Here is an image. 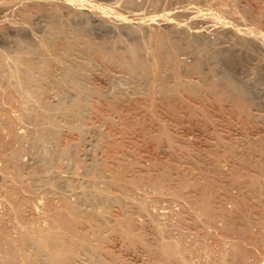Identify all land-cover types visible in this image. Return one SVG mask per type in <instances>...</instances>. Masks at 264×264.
Returning a JSON list of instances; mask_svg holds the SVG:
<instances>
[{
    "label": "rangeland",
    "instance_id": "374dc122",
    "mask_svg": "<svg viewBox=\"0 0 264 264\" xmlns=\"http://www.w3.org/2000/svg\"><path fill=\"white\" fill-rule=\"evenodd\" d=\"M25 1H26V6H25ZM31 1L30 0H24V1L22 0V1L17 2L16 0H14L15 3H12L13 5L12 4L9 5L8 8H5L3 10L4 12H0V28L3 31V33L0 34V36L3 35V38H1L2 36L0 37V48H1L0 50H2V51L6 50V53H10V52H13L14 50L18 49L17 47H19L16 44V42H17L16 39H18L20 33L16 32L17 30L14 29L16 27L13 28V26H15V25H12V24L10 25L9 23H7L8 20H10V21L12 20L11 22H14V18H13L14 16L16 18L19 16L18 17V19H19L20 16H22L26 13L27 15L26 14L25 15L27 16V18L30 19V24L31 25L34 24V25H32L33 28H31V30H33L32 32L36 33V35L32 34V32L31 33L23 32L21 34L23 39L29 40L31 38H34L35 36L41 35V33L44 32V30H45L44 27H45V25L47 23V19H48V13H51L52 10L53 11L56 10L55 6H52L53 3H51L52 1L53 2H55V1L54 0H50V1L49 0H31ZM45 1H47V2H45ZM81 1H83V2H81ZM0 2H1V0H0ZM19 2L21 5L19 4ZM69 2L71 4L73 2L74 5L76 3V5H78L79 7H87V8L91 7L95 11L98 10L97 12L101 11L102 14H104V13H105L104 15L107 14L106 17L104 15L103 16L106 19L109 18L108 20L112 19L111 20L112 22H116L119 24H123V23L129 24V22H131L130 24L139 23L140 27H139L138 32L141 34H139L138 32H127L124 29H122L121 27L119 28V26H117V25H116L117 27L112 26L113 28H111L110 26L112 24L110 26L108 24L104 25L101 21L99 22V21L92 19V17L85 16V18L83 19V16L80 17V15L71 14L70 20L73 19L71 21L73 24L75 23L74 25H77V27L79 25L82 28L85 26L84 29H82L81 31L84 30L82 33L93 43V47H94V48L93 47L90 48V51H89L90 53L88 52L86 54H83V56L86 59L85 58H82V59H85V62H82V59H81V62L84 65L82 70L85 69L84 71H82L83 73H81V75H83L84 72H87V73H85L86 75L84 74L85 76L84 75H83V77L79 76V78L81 80L83 78V81H79L80 79L78 77H74L72 82L78 81L80 86H82V85L84 86V88L81 87V89L83 88L82 89L83 91L87 90V92L89 91L90 93L88 92L85 95H80V93H78L77 90L75 89L77 85L73 86L74 84L71 81H70L71 84L69 83V81H67L65 83L66 86L68 87V89L65 86V88L67 90L64 88L63 91L60 93L59 91L56 90V87L51 86V85H55L51 82L53 79L49 78V77L45 78L46 79L45 81H47V84H46V82H43V83H45L44 84L45 88L48 86L49 87L51 86V90L50 89L48 90L47 88L46 89L48 92H51V94H52L51 95L49 93V97H48L49 98L48 103H50V104L52 103L51 104V106L53 105L52 107L55 108V106L57 104V106L59 105L58 106L59 109L62 111L65 109L64 107H66V105H67L66 109H68V108H70V106H68V105H71V104L73 105L74 103H76L75 105H73V107L71 105L72 108L69 109L71 112L73 111L72 112L73 116H72V114H70V112H69L70 115L69 114L67 115L70 119L66 116V111H62V113L59 114V112H61V111H59L58 107L55 108V109H58V111H59L58 114L60 116V117L57 116L58 115L57 113H56L57 115L54 114L57 116V117L55 116L56 117L55 118L56 133L57 134L59 133V134L56 135V137H57L56 139L47 141L48 143L43 142L42 144L36 145V146L31 144V142H30L31 137H28V136H32L33 128L35 129L36 126H32L31 124L27 123L26 121L25 122L27 124L23 123L24 121L21 120L22 119V115H21L22 111L18 105V103H19L18 98L16 97L15 91L11 89L13 86L11 87L4 80H0V82H1L0 87L2 88L0 90V100H1L0 101V140L2 139L0 141V156H2V157H0V159H1L0 160V170L3 171V172H0V174L2 176H5L3 173H4V171L6 173L7 170H8V172H7L8 174L11 173L10 175H12V173L14 172V167L6 159L7 156H5L6 153L4 151L7 150L12 145L11 143L13 142L12 141L13 138H11L10 133L15 130V132L17 131L16 133L19 135V137L20 138L22 137L21 144H22V146H23V144L25 145V146H23L24 150H25L24 152H27L26 154L24 152L21 154V158L23 160V157H24L23 162H25V163H24V166L22 165L23 167L21 166L23 169L21 168L22 171H20L21 172L20 174L24 175V177L26 176V178L28 180H30V178H31V180H33L32 179L33 176H31V175L35 174L36 176L34 178H36V179H34L33 182H35L37 179L40 180V181L37 180L38 182L36 181L37 184L33 183L39 189L34 190V188L36 189V187L33 185L34 187L32 186L30 188L31 190L30 189L28 190V189L22 188L21 184L18 185L19 181H16L17 177L14 175H12V177H11V180H13L12 183H11V180H9L7 177H6L7 178L6 180L4 178H0V193H1L0 194V212H1L0 213V221H1L0 227L1 228L4 227L3 229L0 228V233L4 234V232H5L4 230H6L5 234H7L8 229H10V231L12 229H14L15 231L12 230L10 232V234L12 236L9 234L7 237L10 236V238L12 237V239H13L17 236L15 239H13V242H11L12 241L11 239H10L11 240L10 241L9 238H6V240L10 241V242L9 241L7 242V245L10 246L9 243H11V244L16 243L17 239L19 238L17 234H20L19 230L23 229V231H24L25 230L24 226L27 223L30 222V223L34 224V222H35L36 224L43 226L46 224L45 222H47V221L49 222L47 216H45V214H46V211H44L45 206L47 205L46 208L51 209L54 205L55 206L58 205L57 207L59 208L60 206H63L61 204L62 199L63 198L66 199V197H67L69 202L76 205L78 209L82 208L80 210H84V211L86 209L89 210L88 212H87V210L85 212L82 211L83 212L82 214L87 212V214H86L87 220H85V221L81 220L84 222H80L79 220H77L78 223L75 222L76 224L74 223L75 225L73 224L71 226H74V227L76 226V228H78L80 226L78 228V232H80L81 234H84L85 238L87 237L86 239H88V238L91 239V240L88 239L90 242L92 241L91 243H89L90 245L94 244L97 247V244H98V248L95 250L96 253H95V251H94V253H91L93 250L91 251L90 249H87V251H86V249H83V248L81 249L80 247H79L80 249H78V247L76 248V245H72V243H74L71 241L72 239L70 238V236L72 234L70 233L71 234L70 235L68 233V231L71 229V227H70L68 229V231L66 233H64L65 236H66V234L67 235L69 234L70 236L69 235L68 236L70 239L67 238L68 236L65 237L64 235L63 236L65 238H63V239L64 240L65 239L70 240L71 243L67 242V241H65V242L69 243L68 246L71 247V249H72V247H74V253H76L78 251L76 254H78V253L79 254L76 257L74 254H72V255H74V257L73 256L70 257L71 256L70 253L67 254L68 255L67 257L69 259L66 257L67 258L66 261H67V263L69 262L68 264H71V263L72 264H74V263L80 264V260H81V263L87 262V256H86V254H83L85 251H86L85 253H88V255L90 253L91 257H94L92 254H94V255L98 254L99 256L98 255H96V256L98 258L99 257H101V258L100 259L97 258V259L99 262H100V260H103V261H101L102 264H104L105 262H106L105 264H109V263L110 264L111 263L112 264L113 263L118 264L120 262L123 264H126V263L127 264H132V263L138 264L140 261H141L140 264H147L148 262H149L148 264H207V263L215 264V262L212 259H210L212 257L216 261V264H218V263L223 264L221 262H224L225 264H235L236 261H237L236 264H247L248 262H249L248 264H252V263L255 264L256 262H257V264H264V262H261L262 261L261 258H263L262 256H264L263 255V253H264V247H263L264 246L263 245L264 244V217H263L264 207L262 206L264 204L263 203L264 202L263 201L264 200V196H263L264 195V182H263L264 181L263 180L264 179V177H263L264 176V173H263L264 172V165H263L264 164V161H263L264 160V132H263L264 131V124H263L264 120H263V118L258 117L256 119V116H252V115L256 114L254 112H258V110H260V112L264 113V81L259 83L258 84L259 86L257 85L255 87L254 90H255L256 94H255V92H253L254 102L257 103V105L255 104L256 106L254 107V105L250 104L251 103L250 102L249 104L252 105L253 107H249L248 110H247L246 106L249 104L245 105L246 103H243L245 105L244 106L243 104L240 103V105H239L238 102L236 103V99L234 101L233 97L231 99L230 94H228L230 92V91L228 92V89L230 90V88L232 87V84L234 85V81L239 82L242 80L243 82L245 81L249 84H252L254 77L257 74L264 73V51H263L264 50V0H133L130 3L126 0H122V1L121 0H90V1L89 0H76V2L74 0L72 2L71 1H69ZM151 2H153V3H151ZM39 3H41V4H39ZM49 3H51V4L49 5ZM10 7H11V9H10ZM40 8H41V11H40ZM14 9L17 12H15ZM36 9L38 10L37 12H36ZM114 10H115V12H114ZM209 10L213 13H211ZM165 12L170 14L169 15L170 17H168V19L170 18L168 21L169 23H167L168 25H166V23H164L165 21L161 19L163 17V15L165 14ZM37 13L40 15L39 16L33 15V14H37ZM156 14H158V15H156ZM2 15H5V17H3ZM29 15H30V17H28ZM76 16H79V18L81 20H79V18L77 19ZM111 16L114 18V20ZM237 16L239 19L237 18ZM9 17L10 18L12 17L13 19H10ZM44 17H45V19H44ZM142 17H145V18L141 19ZM146 17H148V19H149V17H150V19L152 18L151 21L150 22H149V20L147 21ZM1 18H3V19L1 20ZM16 18H15V20L17 21ZM31 18H32V20H31ZM88 18H89V20H88ZM115 18H117V19H115ZM121 18L124 19V22H121V21H123V19H121ZM204 18H206V19H204ZM74 20H76V22ZM202 20H204V21L206 20L207 22L205 23ZM211 20L214 22H211ZM220 20L221 21L223 20V21L221 22ZM208 21H210L211 24L214 23V25H211L212 27L215 26L214 29L212 27H210V24H208L210 22H208ZM151 22H153V23H151ZM177 22L180 24H178ZM215 22H216V24H215ZM219 22H221V23H219ZM242 22L244 24H242ZM15 23L16 22H14V24ZM35 23H37V24H35ZM239 23H241V24H239ZM236 24H237V26H236ZM31 25H29V26H31ZM150 25H151L152 29H151V27L149 28ZM174 25L176 27H174ZM37 26L39 27V29ZM205 26H207V27H205ZM238 26H240V29L244 28L246 26L245 28H247V29L250 28L249 30H251V31L250 32L246 31L247 29H244V32H243V30L239 31L240 29ZM3 27H5V28H3ZM40 27L42 30L40 29ZM237 28H238V30H236ZM5 29H7V30H5ZM155 29L158 30V32L163 31L165 29L169 30L171 38L174 39L178 44H180L185 39L184 35L186 33H192V35L194 37L196 34V37H195L196 41L194 43L193 50L187 51L183 47L179 48L178 58H179V61L181 62V64L179 65L178 72H175L176 74L171 73V70L173 69L172 64H170L168 62H163L162 65H160V67H162V68L164 67V69L159 67V69H160L159 71H161V69H162V71H161L162 76L159 75L160 76L159 78L156 79L155 77H152L148 81V80L142 79L141 76L137 75L136 79L133 80V82H132V80L128 79L129 76H128V74H126L127 72H125L124 69H123L124 70L123 71L122 68L119 65H117L116 63L113 62V64H115V65H113L110 62L111 60H108V59L104 60V57H102V56L100 57V55L97 54V48H98L99 44H103V45L105 44V46H107V45L113 46L115 44L118 45L119 44L118 42H120L119 39L125 40L122 44L131 43V42H141V41H143L144 38H145L144 41L146 42L149 40V38L147 36H149L150 32H152V30H155ZM196 29L198 30V32L199 31L200 32L197 33ZM218 31L219 32L222 31V32L219 33ZM233 31L235 33H233ZM261 31L263 33H261ZM4 32L6 33L5 36H4ZM193 32L194 33L196 32V33L193 34ZM237 32L239 33V35ZM0 33H1V30H0ZM24 33H25V36H24ZM248 33H249V35H248ZM256 34H257V37H256ZM262 34H263V36H262ZM32 35H35V36H32ZM119 35L121 36V38L119 37ZM189 35H191V34H189ZM9 36L11 37V39ZM240 36H241V38H240ZM252 36H254L256 39L255 43H254L255 39L253 40L254 37L252 38ZM244 37H245V39L246 38L249 39V40H246L247 42H249L251 39V41L249 42V43H251V45H249V43H247L245 40H243ZM5 38H6V40H5ZM147 38H148V40H147ZM117 40H118V42H117ZM237 40H238V42H237ZM145 42L142 43L144 46V49H145V50L143 49V51H144L143 52V55H144L143 58L146 57V59L149 58V60H150L149 56H151V50L153 49V47H152L153 45H152L151 39H150V41H148L147 46H146ZM242 42H244L247 45H245ZM7 44L9 46H6ZM11 44H12V46H11ZM57 44H60L59 45L60 47H62L64 45L61 42H59ZM61 44H62V46H61ZM120 44H121V42H120ZM120 44H119V46H120ZM262 44H263V46H262ZM228 45H229V49L231 51L230 52V54H231L230 58H232L230 60L229 59H223V58H217L215 56L213 57L208 52L213 47L216 48L218 46V48H219V46H220L221 48H223V47L227 48ZM232 45H234V46H232ZM1 46H3V48ZM230 46L233 48H230ZM150 47H152V49ZM4 48H5V50H4ZM91 49L92 50L96 49L95 50L96 52L92 51ZM232 51H233V53H232ZM235 53H237V55ZM233 58H235V59L233 60ZM87 59H88V62L86 61ZM50 63L51 62L47 63L44 66V68L47 66L46 67L47 69H49V68L54 69L53 64H50ZM85 63H87L86 65L89 66L88 68H85V66H86ZM48 65H50L51 67ZM57 69H59V68H57ZM86 69H89L90 71L89 70L86 71ZM166 69L168 71H165ZM248 69H249V71H248ZM59 71L60 70H58V72H57V70H54L53 77L54 76L56 78L59 77L56 75V73L58 75H60ZM255 71H260V72L256 73ZM122 72H123V74H122ZM119 74H121V75H119ZM122 75H124V76H122ZM205 76H207V77H205ZM84 77L87 78L86 81H85ZM179 78H181L182 80ZM192 78L196 81L191 80V82H193V83L190 82V84H189V81L187 79L190 80ZM184 79H186L185 83L187 81L188 82L187 84H189L188 86L185 85L186 87L184 86L185 83L183 85H180V83H182L180 81H183ZM176 80L180 83L177 84ZM136 81H138V82H136ZM227 81H229V82H227ZM87 82H89L90 84ZM130 83H132L133 85H136V86H133ZM163 83H166L168 85L167 89L165 87H164L165 89H162V87H160V85H163ZM212 83H214V84H212ZM84 84L85 85L88 84V86L91 87V90L93 88L92 92L90 91V88L88 87L89 89H87V87ZM44 85H43V87H44ZM91 85H93L94 87ZM229 85H231V86H229ZM71 86L73 88L72 91H70V89H72ZM4 87H6V88H4ZM257 88H258V91H256ZM220 89H224L225 92L220 90ZM99 91H100V93H99ZM52 92H55V93H52ZM56 92L57 93L59 92V93L57 94ZM73 92L76 94V96L74 95ZM80 92H82V91L80 90ZM222 92H224V93H222ZM4 93H6V94H4ZM96 93L99 95L96 96ZM104 93H105V95H104ZM59 94L62 97H64L63 102L65 101L66 103L65 102L63 103L61 101L62 98H60L61 96ZM78 94L82 98L79 97ZM224 94H226V95H224ZM6 95H8V96H6ZM57 95H59V97ZM52 96H54V97H52ZM83 96H84V98H83ZM7 98L10 100H8ZM2 99H3V101H2ZM70 99H72L73 101ZM12 100L13 101L15 100L14 101L15 104L13 103ZM232 100L235 104L233 102L232 103L230 102ZM69 102H70V104H69ZM54 104H55V106H54ZM61 104L64 105V107ZM260 104L262 106H260ZM237 105H239V107H241L240 110L244 109L243 111H241V113H239L240 110H239ZM241 105H243L244 108H242ZM1 107H2V109H1ZM245 108L247 111L245 110ZM37 109H36V111L39 110V109L38 110ZM249 109H251V111H249ZM18 110H19V113H17ZM68 111H67V113H68ZM114 111H115V113H114ZM252 111L254 114L252 113ZM242 112L245 115H243ZM248 112H251L252 114L248 113ZM15 114H17L18 116ZM248 114H250V116H248ZM19 117H20V121H19ZM62 117H64V118H62ZM10 119L12 121L9 122ZM21 121H23V122L21 123ZM59 121L61 122V124L59 123ZM6 123H7V125H6ZM16 123H17V126H16ZM31 126H32V128H31ZM57 126H59V127L57 128ZM14 127L16 129H14ZM18 127L22 130H20ZM26 127H28V129ZM78 128H80V129H78ZM29 129H31V130H29ZM226 130H228L229 132ZM260 130H261V132H260ZM200 132H202V134ZM215 134L217 135V137L215 136ZM24 135H26V136H24ZM4 136H5V138H4ZM219 137L220 138L222 137V138L220 139ZM6 139H7V142H5ZM57 139H59L60 141ZM218 139H219V141H218ZM228 139L230 142L228 141ZM56 140L58 143L57 145H56ZM64 140H66V142ZM72 140H73V142H72ZM208 141H210V143H207ZM53 142L55 143V145H53L54 144ZM184 142L186 143V145H185L186 147L184 146V144H185ZM255 142H257V143H255ZM182 143H184V144H182ZM219 143H221V144H219ZM65 144L67 146L68 145L69 146L67 147ZM187 144H188V147H187ZM259 144H260V146H259ZM58 145H60V146H58ZM218 147H220V148H218ZM229 147H230V149H232V147H233L235 150L233 149V151H232L229 149ZM43 148H44V150H43ZM69 148H71V149H69ZM48 149H50V150H48ZM206 149H208V150H206ZM62 150H64V151H62ZM163 150H164V152H163ZM223 150H225V151H223ZM248 150H249V152H248ZM53 151L56 152V154L53 153ZM59 151L63 152V153H60ZM242 151H244V152H242ZM1 152H2V154H1ZM42 154H44L45 156ZM231 154L234 157H232ZM238 154L240 156H238ZM91 155H93V156H91ZM3 156H5V159ZM41 156H42V158H41ZM46 156L49 158V160ZM64 156H66V157H64ZM247 156H248V158H246ZM256 156H258V157H256ZM30 157H32V159ZM179 158H181L182 161ZM262 158H263V160H262ZM2 159L4 161H2ZM117 159H119V160H117ZM5 160H7V161H5ZM248 160H250V161L248 162ZM254 160H255V162H254ZM260 160L262 163L260 162ZM110 161H112V162H110ZM251 161L253 163H251ZM48 162H49V164H48ZM63 162H65V163H63ZM84 162H85V164H87L88 162L90 163V164L86 165V167H88L89 170L86 169L85 164H83ZM114 162H116V163H114ZM156 162H157V164H156ZM257 162L258 163L260 162L262 166L260 164H257ZM140 163L145 164L144 167ZM175 163L177 165H175ZM246 163L248 165H250V167L246 166L247 165ZM164 164H165V166H164ZM171 164H172V167H171ZM240 164H242V165H240ZM9 165H11V166H9ZM89 165L90 166L95 165L96 168L95 167L94 168L97 172L93 171L94 170L93 167H90ZM138 165L141 167L139 168ZM159 165H161V166H159ZM167 165H168V167H167ZM232 165H234V166H232ZM251 165L254 167L253 169H252ZM83 166L85 168H82ZM103 166H105L107 169H105V167H103ZM180 166H182L183 169H181ZM185 166H186V168H185ZM257 166L258 167L260 166L259 167L260 170L263 168L261 170V172H259L260 170ZM7 167H8V169H7ZM30 167L32 169H30ZM50 167H52V168H50ZM108 167H109L110 171L108 170ZM158 167H163L165 172L168 171V172H166V174L168 173L167 175H169V176H167V175H166L167 177L165 176V172L164 173L162 172L163 169L161 171L162 172V174H161V172L159 171L161 168L159 169ZM11 168H12V170H11ZM27 168H29V169H27ZM151 168H153V169H151ZM169 168H171V169H169ZM24 169L28 172H26ZM37 169H38V171H37ZM85 169L88 171H86ZM172 169H173V171H171ZM175 169H177V170H175ZM235 169H236V172H235ZM101 170L102 171L105 170V171L102 172ZM183 171H185V172H183ZM205 171H207V172H205ZM82 172H84V173H82ZM89 172H91V173H89ZM154 172L155 173L160 172V174L157 173L155 175ZM234 172H235V174H234ZM253 172L254 173L257 172L256 174L258 175L259 178ZM183 173H185L186 176ZM250 173H251V175H250ZM49 174H50V176L51 175L52 176L48 177ZM80 174H83V175H80ZM106 174H108V175H106ZM174 174H176V176ZM224 174H227V177ZM261 174H263V176ZM172 175H174V176H172ZM177 175H178V177H177ZM252 175L257 180H255V178ZM80 176H82V177H80ZM155 176H156V178H155ZM163 176H164V179L161 178ZM211 176H212V179L210 178ZM236 176L239 179L242 178V180L241 179L239 180ZM246 176L248 177L249 180L246 179L247 178ZM37 177H39V178H37ZM152 177L154 180L152 179ZM233 177H236V178L233 179ZM260 177H261V179H260ZM56 178H58L59 181ZM137 178L140 182L136 181ZM173 178L176 180H174ZM182 178L185 179V181ZM52 179L56 180L57 182L55 181V183H54ZM87 179H88V181H87ZM108 179H110V180L108 181ZM142 179H145V180H142ZM155 179H156V181L157 180L158 181L156 182ZM178 179L183 180V182H185V183L179 182ZM186 179L189 180L188 185H186L187 184ZM4 180H5V182H4ZM51 180H52V182H51ZM111 180H113V181H111ZM162 180H164V181H162ZM237 180H238V182H237ZM6 181H7V183H6ZM141 181H143V182L141 183ZM153 181H155V184L156 183L157 184L155 185ZM159 181L163 182L162 183L163 186L159 185V183H161ZM165 181H167V183ZM168 181H170V182H168ZM171 181L172 182L174 181V182L171 183ZM176 181H178V182H176ZM190 181H192V182H190ZM8 182H10V185ZM39 182L41 184L38 186ZM147 182H148V184H147ZM228 182H229V184H227ZM45 183H46V185H45ZM96 183H98L99 185ZM169 183L172 185H170ZM180 183H182V184L180 185ZM57 184H59L58 185L59 187L57 186ZM64 184L66 186H63ZM189 185H191V186H189ZM193 185H195L197 187H195V186L193 187ZM201 185H202V187H201ZM217 185H218V187H217ZM246 185L249 187H247ZM3 186L6 188H4ZM45 186L46 187L48 186L49 188L48 187L45 188ZM185 186H186V188H185ZM208 186L214 187V188L211 190V188H209ZM233 186H235L236 188ZM242 186H243V188H242ZM43 187L45 189H49V190L51 188V191L47 190V192H46V190H43L44 189ZM100 187H102L103 190ZM191 187H193V188H191ZM204 187H206L207 190H205ZM21 188H22V190H21ZM197 188H200V189H197ZM257 188H259V189H257ZM9 189H10V192H9ZM85 189H86V192L89 191L90 194H92L91 192H94L93 193L94 195L93 194L92 195L95 197L98 195L100 200L98 199V201L92 203L91 205L89 203L90 201H88L89 199H84V200L88 201L86 203L82 202L83 201L82 194L84 193ZM240 189H242V191H240ZM11 190L14 192H12ZM40 190H42L41 194H40ZM122 190H123V192H122ZM169 190L170 191L172 190L171 193L169 192ZM208 190L210 191L211 194L209 193ZM219 190H220V192H219ZM254 190H256V191H254ZM34 191L36 193H34ZM55 191L58 194H55L56 193ZM71 191H74V194H72ZM76 191H77V193H76ZM195 191H197V192H195ZM204 191L208 192V193L206 192L207 196H206ZM18 192H20V193H18ZM78 192H80V196H79ZM81 192H83V193H81ZM86 192H85V195H89V192L87 194H86ZM144 192H146V194ZM190 192L193 194H190ZM227 192H230V193L226 194ZM249 192H250V195H249ZM37 193H38V195H37ZM75 193L78 195V198H77V195ZM202 193L205 194L204 197H206L207 199L202 198L203 195L200 196V194H202ZM247 193H248V195H246ZM18 194H21L22 196L18 195ZM44 194H45V196H44ZM59 194H61V196ZM113 194H115L114 196H117L118 198L120 197L118 199V201L116 200L117 198H115L113 200L109 199L110 201L108 200L107 202L108 203L110 202V203L108 204L106 202L105 205H104V202H105L104 200L101 202V198H103L104 195L113 196ZM184 194H186V195H184ZM172 195L173 196L175 195L174 196L175 198ZM179 195H181V196H179ZM187 195H188V197H187ZM212 195H215V196H212ZM27 196L29 199L27 198ZM41 196H43L44 198H42ZM69 196H71V197H69ZM126 196H128V197H126ZM210 196H212L211 200L209 199V198H211ZM218 196H219V198L220 197L221 198L219 199ZM222 196H223V198H222ZM15 197H17V198H15ZM34 197H36V198H34ZM242 197L244 200L242 199ZM4 198L5 199L7 198V199L5 200ZM24 198L26 200L27 199L28 200L26 201ZM79 198H81V199H79ZM14 199H16V201ZM65 199H63V202H62L63 204L65 203L64 202ZM121 199H122V202H121ZM127 199H128V201H127ZM134 199H135V201H134ZM203 199H204V202H203ZM205 199H206L207 203L205 202ZM255 199L256 200L258 199V200L256 201ZM77 200H79L82 204L79 201L77 202ZM207 200H209V202ZM158 201H160V202H158ZM170 201H172L173 203H171ZM210 201H212V202H210ZM213 201H214V203H213ZM52 202H53V204H52ZM240 202H241V204H240ZM4 203H5V205H4ZM20 203H22V204H20ZM59 203H60V205H59ZM149 203H150V205H149ZM168 203L171 204V206H169ZM201 203H203V205ZM209 203L212 206L208 208ZM235 203L237 204L236 206H235ZM49 204L51 207H48ZM151 204H152V206H151ZM191 204H193V205H191ZM246 204H248V205H246ZM78 205L80 208L78 207ZM120 205H121V207H120ZM254 205L255 206L257 205L256 208H254L255 207ZM22 206H24L26 208L23 209ZM32 206H33V209H32ZM38 206H40V208ZM55 206L52 209H56L57 207L55 208ZM90 206L91 207L95 206V207L91 208ZM204 206H206L208 208V211H210L209 209H211L212 212L210 211V213H209L208 211H205V210H207V208H205ZM216 206H218L219 208H217ZM221 206H223V207H221ZM250 206L251 207L253 206V207L251 208ZM11 207H13V209ZM159 207H161L162 209L164 208L163 209L164 211L161 208L159 209ZM183 207L185 209H183ZM195 207H197V208H195ZM198 207H200V208H198ZM225 207H227V209ZM247 207H249V208H247ZM123 208L125 211L123 210ZM171 208H172V210H171ZM262 208H263V210H262ZM9 209H11V210H9ZM35 209H36V211H35ZM132 209L134 210V212L132 211ZM200 209L201 210L203 209L205 212L203 210L201 212ZM216 209L218 212L216 211ZM219 209L221 210L220 212H219ZM166 210H168L169 212L167 213ZM193 210H194V212H192ZM227 210H229V211H227ZM37 211L38 212L40 211L39 212L40 215ZM121 211H122V213H121ZM187 211H188V213H187ZM243 211L247 212V213L244 214ZM259 211H261V212H259ZM19 212H20V214H19ZM32 212H33V214H32ZM189 212H190V214H189ZM206 212H207L208 216H207ZM214 212H216V213H214ZM234 212L237 213L238 216ZM239 212H241V213H239ZM92 213H94V214H92ZM105 213H106V216H105ZM133 213H135V214H133ZM16 214H18L17 216H19L20 219L23 218L24 221L26 222V223H24L23 228L20 225H18V223L15 221ZM34 214L36 217L34 216ZM107 214L108 215L111 214L112 219H110L111 217L107 216ZM113 214H114V216H113ZM125 214L129 215V216H130V214L133 215L132 216L133 218L129 217L133 221L130 220V223H128L129 220L127 221V219H129V218L127 216H125ZM183 214H185V215H183ZM197 214L199 216H196ZM200 214H201V217H200ZM209 214H211V215H209ZM101 215H103V217L105 216V219H102ZM165 215L167 217H165ZM169 215H170V217L172 216V220L170 219ZM234 215H235L236 219H235ZM240 215H241V217H240ZM245 215H247V216H245ZM251 215H252V217H251ZM256 215H257V220H259L258 221L259 223L256 222L257 220H255ZM87 216L89 217V220H88ZM121 216L122 217L124 216L127 219L122 218ZM162 216H164L165 218ZM217 216L218 217L220 216V217L218 218ZM108 217H110V218H108ZM118 217L119 218L121 217L119 219V221H118ZM146 217L150 220L147 221ZM155 217H157V218H155ZM179 217H180V219H179ZM215 217H216V219H215ZM230 217L233 219H231ZM113 218H117L118 222L115 221L116 219H114V223H113L112 222ZM184 218L186 221H184ZM194 218H195V220H194ZM217 218H218V220H217ZM224 218H225V222L223 221ZM123 219H125V221H127V222L122 221ZM191 219H193L194 221ZM245 219L247 221L249 220L250 222L249 221L247 222ZM252 219L255 220V223H254V220H252ZM161 220H162V222H161ZM169 220L171 223L169 222ZM177 220L179 221L178 223H177ZM12 221H15L16 224L13 223ZM38 221H39V223H38ZM121 221L128 223L127 227L125 226V223H124V225L121 226V224H122ZM131 221H132V223L134 222L133 225H132ZM154 221H155L154 224L155 225L157 224L156 226L153 224ZM156 221H159V222L157 223ZM191 221L194 223H191ZM198 221L200 222V224ZM219 221H221L222 223ZM226 221H228V222L226 223ZM244 221H246L247 223ZM90 222H92V223H90ZM106 222L107 223L110 222L111 224L108 223V225H107ZM12 223L15 224L16 229L18 227L17 230L15 228H13L14 225H12ZM95 223H97V224H95ZM112 223L114 224V226ZM118 223H120V225ZM166 223H168V224H166ZM186 223L187 224L189 223V224L187 225ZM129 224H131V225L129 226ZM162 224H164V225H162ZM180 224H183V226ZM223 224H225V225H223ZM84 225H85V227H84ZM115 225H117V226L119 225V227H121V228H119L120 230ZM166 225H168V226H166ZM176 225L178 226L179 229L176 227ZM5 226L6 227L9 226L8 229H6ZM45 226L47 228L49 226V224L48 225L46 224ZM165 226L168 228H166ZM174 226H175V228H174ZM186 226H190V227H186ZM122 227H125L126 229L129 227L130 228L129 231L133 230L132 232H134V230H136L135 234L138 236H136L134 234V236H135L134 237L132 235L133 234L132 232H131L132 234H128V235L131 237L133 236L135 239V242L137 240H138V242L134 243V240L132 237L133 243H131V241H130L131 239L129 236H127L129 239L126 238V240H129V241H126L125 240L126 235L122 234V233H125V228H122ZM76 228H74V230ZM80 228H82L81 230H83V231H80ZM94 228H95V230L97 228L98 229L95 231ZM139 228H141V229H139ZM181 228H182V230H181ZM199 228H201V229H199ZM237 228L240 231V234H239V231H237ZM244 228H245V231H244ZM247 228H249V229L247 230ZM252 228H253V230H251ZM89 229L90 230L93 229V231H90ZM104 229H106V231ZM187 229H188V231H187ZM202 229H203V231H202ZM137 230L140 231V233ZM162 230H164V231H162ZM198 230H199V232H198ZM246 230H247V232H246ZM23 231H21L22 232L20 234L21 236L23 235ZM85 231H86V233H90L89 236H91L92 238L89 236H86ZM108 231H109V233H108ZM120 231H122V233ZM185 231L187 232L188 235L185 233ZM234 231H235V233H234ZM15 232H18V233H15ZM192 232H193V234H192ZM244 232L247 233L248 237L246 236V234ZM92 233H93V235H92ZM94 233H95V235H94ZM169 233L172 235H175V234H178V235H175V237L173 238V236L168 235ZM98 234L101 236V238H98V237H100V236H98ZM162 234H164V235H162ZM242 234H243V236H242ZM179 235L182 237H180ZM139 236L142 239L139 238ZM144 236L146 237V239ZM229 236H230V238H229ZM93 237L96 238L97 241H95ZM167 237H169V238H167ZM103 238H104V240H103ZM158 238L160 239L161 243H162V241H165L164 243H166V245H169V247L172 249V250L170 249V251H169L170 252L169 254H171V255L168 254L169 259H168V256L166 255L169 249L168 250L164 249L162 246L164 251L166 250L167 252L166 251L164 253L160 252L163 249H161V246L159 245L161 243L159 242ZM180 238L181 239L183 238L185 242L183 241V239L181 240ZM245 238H246V240H245ZM170 239H172L174 241H172ZM190 239H193V240H190ZM223 239H224V241H223ZM141 240H143L144 242H141ZM168 240H169V242H168ZM188 240H190V241H188ZM202 240H204V241L202 242ZM187 241L189 243H191V245ZM97 242H99V243L101 242V243L99 244ZM155 242L156 243L159 242V244L157 243L158 244L157 245ZM177 242H179V243H177ZM194 242L197 244H195ZM225 242H227V245ZM151 243H153V244H151ZM168 243H171V244H168ZM221 243H223V244H221ZM184 244H185V246H184ZM203 244H205V247L203 246ZM216 244L220 248H218ZM230 244L231 245L234 244V246L232 245V247L230 248V246H231ZM245 244L246 245L248 244V245L245 246ZM3 245H4V243H3ZM3 245H2V243L0 244V259H1L0 264H1V262L3 264H15L14 263L15 259L10 258L8 256V254L5 253L6 249H4L5 246L2 247ZM150 245H152V246H150ZM156 245L160 248L158 249V247ZM181 245L183 246V248ZM197 245H199V248H200V246H203V249L200 248L202 250V252L200 251V249L198 248ZM227 246H229V247H227ZM240 246H242V247H240ZM249 246L252 247V249ZM152 247H153V249L154 248L155 249L153 250ZM175 247L177 249H175ZM191 247H194V248L196 247V248L194 250ZM206 247H207V249H206ZM211 247H214L215 250H213V249L211 250ZM217 248H218V250H217ZM101 249H103V251L105 250V252L108 250L105 253L106 256L108 255L107 257L104 255V252ZM110 249L113 252L110 251ZM115 249H117L118 251ZM208 249H210V250H208ZM222 249H223V252H222ZM231 249L234 252H232ZM245 249H247V250H245ZM248 249H250V251ZM83 250H84V252H83ZM100 250H101V252H100ZM157 250H158V252H157ZM196 250L199 251L200 254ZM204 250H206V251H204ZM254 250L256 253L254 252ZM97 251L99 253H97ZM109 251L111 254H113V256L110 255V257H109V254H110ZM123 251H126V252L123 253ZM140 251H142V252H140ZM175 251L177 252V254ZM188 251H190V252H188ZM208 251H209V255L207 253ZM244 251H247V253ZM135 252H136V254H135ZM155 252H157V253H155ZM185 252H187V254ZM205 252H206V254H205ZM212 252H214V253H212ZM107 253H109V254H107ZM174 253L176 256L174 255ZM230 253H232V254H230ZM162 254H164V255H162ZM183 254H185V256ZM223 254H225V255H223ZM234 254H235L237 259L232 257ZM81 255H85L86 257H83L84 259H79L78 256H80L82 258ZM114 255H115V257H114ZM135 255H137V256L135 257ZM180 255L181 256L183 255L184 258L181 259ZM220 255H223V256H221L222 259L220 258ZM248 255H250V256H248ZM255 256L257 257V259L255 258ZM111 257L116 258L117 260L113 259ZM188 257H190V258L187 259ZM204 257H205V259H204ZM259 257L261 260L259 259ZM70 258H72V259L76 258L77 261L73 260V262H72L71 261L72 259H70ZM156 259H157V261H156ZM174 259H175V261L176 260L177 261L175 262ZM191 259L193 261H191ZM35 260H37V259H35ZM189 260H190V263H189ZM243 260H245V261H243ZM38 261H40V262H38ZM115 261H117L118 263L117 262L115 263ZM128 261H129V263H128ZM7 262H9V263H7ZM36 262H38L39 264L43 263L40 259H38ZM36 262H35V264H38ZM99 262H97V264H100ZM229 262H231V263H229ZM84 264H89V263L87 262ZM90 264H92V263H90Z\"/></svg>",
    "mask_w": 264,
    "mask_h": 264
},
{
    "label": "bare ground",
    "instance_id": "6f19581e",
    "mask_svg": "<svg viewBox=\"0 0 264 264\" xmlns=\"http://www.w3.org/2000/svg\"><path fill=\"white\" fill-rule=\"evenodd\" d=\"M17 2L18 1H22V0H16ZM24 1V0H23ZM31 1V0H30ZM50 1V0H49ZM48 1V2H49ZM55 2H51V3H53L52 4V6H55V8H56V10L55 11H51V13H48V19H47V23H46V25H45V27H44V32H42L41 33V35H39V36H35L36 35V33H34V32H32L33 30H31V28H33L32 27V25H34V24H30V19L29 18H27V14L25 15H22V16H20V18L18 19V17L16 18L15 16L13 17L14 18V22H16L15 24H14V22H11L10 20H8L7 21V23H9L10 25L12 24V25H15V26H13V28L14 27H16V28H14L15 30H17L16 32L17 33H20V35H19V37H18V39H16V44H17V46H19V47H17L18 49H16V50H12L13 52H10V53H6V50H5V48H4V50L5 51H2V50H0V80H4L6 83H8L12 88V90H14L15 91V93H16V97L18 98V101H19V103H18V105H19V107H20V109H21V115H22V119L21 120H23V121H21V123L23 122L24 124L27 122V123H29V124H31L32 126H36V128L34 129L33 128V134H32V136H28V137H31V140H30V142H31V144L32 145H34V146H36V145H40V144H42L43 142H46V143H48L47 141H50V140H54V139H56L57 137H56V135H58L57 133H56V126H55V123H56V121H55V118L57 117V116H59V114L60 113H62V111H66V116L69 114V112H70V114H72V112L69 110V109H71L72 107H73V105H75L76 103H74L73 105H72V107H71V105H68V106H70V108H68V109H66V107H67V105H66V107H64V105H62L65 109L64 110H60L59 109V105L57 106V104H56V106H55V104H54V106H55V108H57L58 107V109H59V111H61V112H59L58 111V109H55L54 107H52L51 106V104L50 103H48V100H49V93L51 94V92H48L47 91V89L49 90H51V86H54V87H56V90L57 91H59L60 93L63 91V89L65 88V86H66V82L67 81H69V83H70V81L72 82V80L74 79V77H78L79 78V76H82L83 77V75L85 74V73H87V72H84V74L83 75H81V73H83L82 71H84V70H82L83 69V67H84V65H83V63L82 62H85V57L83 56V54H86V53H88L89 51H90V48H92L93 47V43L82 33L83 31H81L82 29H84V27L82 28L81 26H79L78 25V27H77V25H74L73 23H72V21L71 20H73V19H71L70 20V16H71V14H77V15H80V17H82L83 16V19L85 18V16H87V17H92V19H94V20H96V21H101L104 25L105 24H108L111 28H113V27H115L116 25L117 26H119V28L121 27L122 29H124L125 31H127V32H138L139 31V27H140V24L139 23H132V24H130L131 22H129V24H125V23H123V24H119V23H116V22H112L111 20L112 19H110V20H108V19H106L105 17H106V15H104V14H102V12L101 11H99V12H97V11H95V10H93L91 7L90 8H87V7H79L78 5H76V3H75V5L73 4V2L72 1H74V0H54ZM57 1V2H56ZM69 1H71L72 2V4L69 2ZM90 1V0H89ZM122 1V0H121ZM126 1H128L129 3L131 2V1H133V0H126ZM32 2V1H31ZM42 2V1H41ZM45 2H47V1H45ZM75 2H76V0H75ZM79 2V1H78ZM77 2V3H78ZM81 2H83V1H81ZM12 3H15L14 2V0L12 1V0H1V2H0V12H4L3 10L5 9V8H8L9 7V5H11ZM37 3V2H36ZM51 3H49V5L51 4ZM151 3H153V2H151ZM19 4H20V2H19ZM18 4V5H19ZM39 4H41V3H39ZM44 4V3H43ZM46 4V3H45ZM13 5V4H12ZM16 5V4H15ZM14 5V6H15ZM21 5V4H20ZM29 5V4H28ZM35 5V4H34ZM47 5V4H46ZM81 5V4H80ZM91 5V4H90ZM17 6V5H16ZM25 6H26V1H25ZM37 6V5H36ZM83 6V5H82ZM101 6V5H100ZM20 7V6H19ZM18 7V8H19ZM28 7V6H27ZM98 7V6H97ZM109 7V6H108ZM22 8V7H21ZM106 8V7H105ZM10 9H11V7H10ZM24 9V8H23ZM99 9V8H98ZM110 9V8H109ZM15 10V9H14ZM107 10V9H106ZM24 11V10H23ZM28 11V10H27ZM38 10L36 9V12H37ZM40 11H41V8H40ZM105 11V10H104ZM103 11V12H104ZM112 11V10H111ZM207 11V10H206ZM210 11V10H209ZM8 12V11H7ZM15 12H17L16 10H15ZM19 12V11H18ZM25 12V11H24ZM29 12V11H28ZM44 12V11H43ZM106 12V11H105ZM114 12H115V10H114ZM113 12V13H114ZM169 12V11H168ZM205 12V11H204ZM211 12V11H210ZM33 13V12H32ZM211 13H213V12H211ZM46 14V13H45ZM161 14V13H160ZM6 15V14H5ZM5 15H2L3 17H5ZM8 15V14H7ZM32 15V14H31ZM33 15H40V14H33ZM47 15V14H46ZM105 17H104V16ZM156 15H158V14H156ZM163 15V14H162ZM170 14L169 13H166L165 12V14L163 15V17L161 18L162 20H164L165 22L164 23H166V25H168L167 23H169L168 21H169V19H168V17H170L169 16ZM109 16V15H108ZM115 16V15H114ZM204 16V15H203ZM207 16V15H206ZM205 16V17H206ZM214 16V15H213ZM28 17H30V15L28 16ZM35 17V16H34ZM33 17V18H34ZM86 17V18H87ZM112 17V16H111ZM209 17V16H208ZM211 17V16H210ZM220 17V16H219ZM240 17V16H239ZM7 18V17H6ZM10 18V17H9ZM8 18V19H9ZM12 17L10 18V19H13ZM15 18L17 19V21L15 20ZM76 18L78 19L79 18V16H76ZM113 18V17H112ZM143 18H145V17H142L141 19H143ZM147 18V21L149 20V22L151 21V19H150V17H149V19H148V17H146ZM215 18V17H214ZM222 18V17H221ZM237 18H238V16H237ZM3 18H1V20H2ZM44 19H45V17H44ZM115 19H117V18H115ZM120 19V18H119ZM121 19H123V18H121ZM158 19V18H157ZM204 19H206V18H204ZM209 19V18H208ZM207 19V20H208ZM239 19V18H238ZM31 20H32V18H31ZM79 20H81L80 18H79ZM78 20V21H79ZM88 20H89V18H88ZM93 20V21H94ZM113 20H114V18H113ZM126 20V19H125ZM226 20V19H225ZM43 21V20H42ZM75 22H76V20H74ZM118 21V20H117ZM146 21V22H147ZM202 21H204V20H202ZM201 21V22H202ZM221 21V20H220ZM223 21V20H222ZM221 21V22H222ZM240 21V20H239ZM34 22V21H33ZM85 22V21H84ZM121 22H124V19H123V21H121ZM205 23L207 22L206 20L204 21ZM208 22H210V21H208ZM211 22H214V21H212L211 20ZM211 22L210 23H208V24H210V27H212L211 25H214V23L213 24H211ZM221 22H219V23H221ZM225 22V21H224ZM230 22V21H229ZM238 22V21H237ZM27 23V24H26ZM32 23V22H31ZM127 23V22H126ZM151 23H153V22H151ZM178 23V22H177ZM231 23V22H230ZM229 23V24H230ZM35 24H37V23H35ZM42 24V23H41ZM178 24H180V23H178ZM215 24H216V22H215ZM239 24H241V23H239ZM242 24H244L243 22H242ZM248 24V23H247ZM2 25V24H1ZM29 25H31V26H29ZM107 25V26H108ZM145 25V24H144ZM149 25V24H148ZM235 25V24H234ZM3 26V25H2ZM42 26V25H41ZM113 26V27H112ZM116 26V27H117ZM209 26V25H208ZM219 26V25H218ZM224 26V25H223ZM236 26H237V24H236ZM6 27V26H5ZM5 27H3V28H5ZM12 27V26H11ZM30 27V28H29ZM38 27V26H37ZM81 27V28H80ZM148 27V26H147ZM151 27V25L149 26V28ZM174 27H176L175 25H174ZM205 27H207V26H205ZM215 27V26H214ZM214 27H212L213 29H214ZM239 27V29H240V26H238ZM246 27V26H245ZM241 28L239 31H241V30H243V32H244V29H247V28ZM35 28V27H34ZM225 28V27H224ZM235 28V27H234ZM38 29H39V27H38ZM40 29H41V27H40ZM151 29H152V27H151ZM216 29V28H215ZM232 29V28H231ZM250 29V28H249ZM249 29H247L246 31H251V30H249ZM0 30H1V33L0 34H2L3 33V31H2V29L0 28ZM5 30H7V29H5ZM42 30V29H41ZM197 30V29H196ZM223 30V29H222ZM236 30H238V28L236 29ZM40 31V30H39ZM81 31V32H80ZM214 31V30H213ZM245 31V32H246ZM257 31V30H256ZM255 31V32H256ZM23 32H29V33H31L32 32V34H35V35H32V36H35L34 38H31V39H29V40H25V39H23V37L21 36V34L23 33ZM189 32V31H188ZM200 32V31H199ZM198 32V30H197V33H199ZM202 32V31H201ZM215 32V31H214ZM217 32V31H216ZM219 32V31H218ZM222 31H220L219 33H221ZM253 32V31H252ZM38 33V32H37ZM139 33V32H138ZM196 33V32H195ZM194 32H193V34H195ZM233 33H235L234 31H233ZM238 33V32H237ZM261 33H263L262 31H261ZM5 32H4V36H5ZM139 34H141V33H139ZM189 34H191V35H189ZM218 34V33H217ZM247 34V33H246ZM18 35V34H17ZM27 35V34H26ZM203 35V34H202ZM238 35H239V33H238ZM245 35V34H244ZM248 35H249V33H248ZM251 35V34H250ZM2 36V37H1ZM0 37L1 38H3V35H1ZM24 36H25V33H24ZM261 36V35H260ZM262 36H263V34H262ZM10 37V36H9ZM30 37V36H29ZM119 37L121 38V36L119 35ZM148 38H149V40H148V38H147V40L148 41H150V39H151V42H152V47H153V49H152V47H150L152 50H151V56H149L150 57V60H149V58H147L146 59V57H144L143 58V49H144V46H143V44L142 43H144L145 41H144V39H143V41H141V42H131V43H126V44H122L125 40L123 39H119V41L121 42V44H120V42H118V40H117V42L120 44V46H119V44L118 45H113V46H105V44L103 45V44H99V46H98V48H97V54H99L100 55V57L102 56V57H104V60H111L110 62L113 64V62L114 63H116L117 65H119L121 68H122V70L124 69L125 70V72H127L126 74H128V76H129V78L128 79H130V80H132V82H133V80H135L136 79V77H137V75L138 76H141L142 77V79H144V80H148L149 81V79L150 78H152V77H155L156 79L157 78H159L160 76L159 75H161V71H162V69H164V67L162 68V67H160V65H162V63L163 62H168V63H170V64H172V66H173V69L171 70V73H174V74H176L175 72H178V69H179V65L181 64V62L179 61V58H178V53H179V48L180 47H183V48H185V50H187V51H191V50H193V47H194V43H195V41H196V39H195V37H196V34H195V37L192 35V33H186L185 35H184V40L180 43V44H178L174 39H172L171 38V36H170V33H169V30H163V31H160V32H158V30H152V32H150V34H149V36H147ZM254 36H252V38H253ZM256 37H257V34H256ZM8 38V37H7ZM124 38V37H123ZM240 38H241V36H240ZM10 39H11V37H10ZM233 39V38H232ZM255 39V37L253 38V40ZM258 39V38H257ZM5 40H6V38H5ZM116 40V39H115ZM122 40V41H121ZM242 40V39H241ZM240 40V41H241ZM243 40H249V39H245V37H244V39ZM252 40V41H253ZM15 41V40H14ZM148 41H146L145 43H146V46H147V43H148ZM235 41V40H234ZM250 41H251V39H250ZM249 41V42H250ZM59 42H61L62 44H64L63 46H62V44H61V46L62 47H60L59 45L60 44H57V43H59ZM236 42V41H235ZM237 42H238V40H237ZM247 42V41H246ZM249 42H247V43H249ZM256 42V39H255V41H254V43ZM259 42V41H258ZM242 43H244V42H242ZM150 44V43H149ZM230 44V43H229ZM233 44V43H232ZM245 44V43H244ZM111 45V44H110ZM145 45V44H144ZM222 45V44H221ZM220 45V46H221ZM238 45V44H237ZM245 45H247V44H245ZM249 45H251V43H249ZM261 45V44H260ZM6 46H9L8 44L6 45ZM11 46H12V44H11ZM14 46V45H13ZM149 46V45H148ZM219 46V48H218V46L215 48V47H213L210 51H208L209 52V54H211L213 57L215 56V57H217V58H223V59H232V58H230L231 57V54H230V49H229V45L227 46V48H221ZM232 46H234V45H232ZM236 46V45H235ZM262 46H263V44H262ZM2 48H3V46H1ZM226 47V46H225ZM237 47V46H236ZM260 47V46H259ZM7 48V47H6ZM9 48V47H8ZM11 48V47H10ZM14 48V47H13ZM94 48V47H93ZM215 48V49H214ZM230 48H233V47H231L230 46ZM250 48V47H249ZM1 49V48H0ZM12 49V48H11ZM10 49V50H11ZM15 49V48H14ZM147 49V48H146ZM236 49V48H235ZM234 49V50H235ZM92 50V49H91ZM96 49H94V50H92V51H95ZM145 50V49H144ZM147 51V50H146ZM236 51V50H235ZM264 51V50H263ZM8 52V51H7ZM96 52V51H95ZM150 52V51H149ZM205 52V51H204ZM246 52V51H245ZM90 53V52H89ZM232 53H233V51H232ZM145 54V53H144ZM236 55H237V53H235ZM210 55V56H211ZM233 55V54H232ZM262 55V54H261ZM82 58H85V59H82ZM81 59H82V62H81ZM235 58H233V60H234ZM80 60V61H79ZM84 60V61H83ZM220 60V59H219ZM232 60V61H233ZM87 62H88V59L86 60ZM49 62H51L50 64H53V66H54V69H47L46 67L44 68V66L47 64V63H49ZM109 62V61H108ZM87 63H85V65H86ZM113 65H115V64H113ZM48 66H50V65H48ZM241 66V65H240ZM51 67V66H50ZM89 66H85V68H88ZM119 67V68H120ZM159 67L160 68H162L161 69V71H159L160 69H159ZM57 68H59V69H57ZM258 68V67H257ZM263 68V67H262ZM170 69V68H169ZM54 70H57V72H58V70H60L59 72V74L60 75H58L56 72V75L57 76H59V77H53V72H54ZM87 70H89V69H86V71ZM119 70V69H118ZM123 70V71H124ZM261 70V69H260ZM90 71V70H89ZM165 71H168L167 69L165 70ZM247 71V70H246ZM248 71H249V69H248ZM254 71V70H253ZM124 72V73H125ZM252 72V71H251ZM250 72V73H251ZM256 73L257 72H260V71H255ZM170 73V72H169ZM122 74H123V72H122ZM246 74V73H245ZM244 74V75H245ZM248 74V73H247ZM55 75V74H54ZM86 75V74H85ZM84 75V76H85ZM118 75V74H117ZM119 75H121V74H119ZM125 75V74H124ZM124 75H122V76H124ZM239 75V74H238ZM116 76V75H115ZM126 76V75H125ZM162 76V75H161ZM241 76V75H240ZM246 76V75H245ZM251 76V75H250ZM46 77H49V78H52L53 80L51 81L53 84H55V85H51L50 87L48 86V87H46L45 88V83H43V82H46V84H47V81H45L46 79ZM81 77V78H82ZM205 77H207V76H205ZM85 78V77H84ZM124 78V77H123ZM132 78V79H131ZM239 78V77H238ZM80 79V78H79ZM86 79L87 78H85V81H86ZM127 79V80H128ZM138 79V78H137ZM179 79H181V78H179ZM153 80V79H152ZM182 80V79H181ZM185 80L186 79H184L183 81H180V82H182V83H180V82H178L177 80H176V82H177V84H179L180 83V85H183L184 83H185ZM188 81H189V84H190V82H191V80H194L193 78L192 79H187ZM233 80V79H232ZM246 80V79H245ZM251 80V79H250ZM79 81H83V78H82V80L80 79ZM194 81H196V80H194ZM234 81V80H233ZM242 81V80H241ZM241 81H239V82H235L234 81V85L232 84V87L230 88V90L228 89V94H230V96H231V99H232V97H233V100L235 101V99H236V103L238 102L239 103V105H240V103L241 104H243V103H246L245 105H247V104H249L250 102V104H252V105H254V107L257 105V103H255L254 102V94H253V92H255V87L259 84V83H261V82H263L264 81V73H259V74H257L255 77H254V80H253V83L252 84H249V83H247V82H241ZM127 82V81H126ZM136 82H138V81H136ZM227 82H229V81H227ZM1 83V82H0ZM73 84V86H75V85H77L76 86V90H77V92L78 93H80V95H85L86 93H88L87 92V90L85 91H83L82 89L84 88V86L82 85V86H80V84H79V82L78 81H73L72 82ZM82 83V82H81ZM84 83V82H83ZM87 83H89V82H87ZM140 83V82H139ZM144 83V82H143ZM188 82L186 81V83L184 84V86L185 85H189V84H187ZM191 83H193V82H191ZM232 83V82H231ZM51 84V83H50ZM71 84V83H70ZM86 84V83H85ZM84 84V85H85ZM90 84V83H89ZM130 84H132V83H130ZM212 84H214V83H212ZM227 84V83H226ZM3 85V84H2ZM43 85H44V87H43ZM133 85V84H132ZM131 85V86H132ZM157 85V84H156ZM192 85V84H191ZM86 87H87V89H89L90 88V91L92 92V90H93V88H92V90H91V87L90 86H88V84L87 85H85ZM91 86H93V85H91ZM133 86H136V85H133ZM215 86V85H214ZM229 86H231V85H229ZM259 86V85H258ZM263 86V85H262ZM53 87V88H54ZM81 87H83L82 89H81ZM89 87V88H88ZM94 87V86H93ZM138 87V86H137ZM160 87H162V89H167V87H168V85L166 84V83H163V85H160ZM165 87V88H164ZM183 87V86H182ZM186 87V86H185ZM190 87V86H189ZM4 88H6V87H4ZM3 88V89H4ZM10 88V87H9ZM52 88V89H53ZM66 88L68 89V87L66 86ZM65 88V89H66ZM71 88H72V86H71ZM80 88V89H79ZM140 88V87H139ZM261 88V87H260ZM2 88L0 87V90H1ZM8 89V88H7ZM55 89V88H54ZM66 89V90H67ZM73 90V88L72 89H70V91H72ZM75 90V91H76ZM80 90L82 91V92H80ZM136 90V89H135ZM220 90H222V91H224V89H220ZM254 90V91H253ZM3 91V90H2ZM8 91V90H7ZM69 91V90H68ZM256 91H258V88H257V90ZM58 92V93H59ZM166 92V91H165ZM225 92V91H224ZM224 92H222V93H224ZM263 92V91H262ZM52 93H55V92H52ZM57 93V92H56ZM57 93V94H58ZM65 93V92H64ZM63 93V94H64ZM72 93V92H71ZM74 93V92H73ZM90 93V92H89ZM99 93H100V91H99ZM220 93V92H219ZM221 93V94H222ZM4 94H6V93H4ZM255 94H256V92H255ZM52 95V94H51ZM54 95V94H53ZM56 95V94H55ZM60 95V94H59ZM59 95H57L58 97H59ZM74 95L76 96V94L74 93ZM73 95V96H74ZM79 95V94H78ZM79 95V97H81ZM89 95V94H88ZM97 95H99V94H97L96 93V96ZM101 95V94H100ZM104 95H105V93H104ZM224 95H226V94H224ZM223 95V96H224ZM4 96V95H3ZM2 96V97H3ZM6 96H8V95H6ZM61 96V95H60ZM65 96V95H64ZM87 96V95H86ZM108 96V95H107ZM15 97V96H14ZM52 97H54V96H52ZM71 97V96H70ZM60 98H62V102H63V98L64 97H60ZM67 98V97H66ZM74 98V97H73ZM82 98V97H81ZM83 98H84V96H83ZM259 98V97H258ZM263 98V97H262ZM8 99V98H7ZM14 99V98H13ZM59 99V98H58ZM57 99V100H58ZM68 99V98H67ZM227 99V98H226ZM8 100H10V99H8ZM7 100V101H8ZM70 100H72V99H70ZM75 100V99H74ZM78 100V99H77ZM233 100L232 101H230L231 103L233 102ZM1 101V100H0ZM2 101H3V99H2ZM13 101V100H12ZM15 101V100H14ZM14 101H13V103H14ZM55 101V100H54ZM60 101V102H61ZM73 101V100H72ZM50 102V101H49ZM65 102V101H64ZM63 102V103H64ZM71 102V101H70ZM70 102H69V104H70ZM229 102V101H228ZM254 102V103H253ZM3 103V102H2ZM66 103V102H65ZM230 103V104H231ZM234 103V102H233ZM15 104V103H14ZM68 104V103H67ZM235 104V103H234ZM247 105L246 106V108H247V110H248V108L249 107H253L252 105ZM256 104V105H255ZM7 105V104H6ZM17 105V104H16ZM15 105V106H16ZM60 105V106H61ZM239 105H237L238 106V108H239V110L241 109V107H239ZM244 105V104H243ZM243 105H241L242 106V108H244V106ZM36 106V107H35ZM236 106V105H235ZM260 106H262L261 104H260ZM5 107V106H4ZM3 107V108H4ZM18 107V108H19ZM16 108V107H15ZM17 108V109H18ZM38 110V111H36V109ZM54 108V109H53ZM246 108H245V110H246ZM1 109H2V107H1ZM16 109V110H17ZM256 109V108H255ZM258 109V108H257ZM69 110V111H68ZM244 110V109H243ZM243 110H240V112L239 113H241V111H243ZM246 110V111H247ZM262 110V109H261ZM67 111H68V113H67ZM249 111H251V109H249ZM58 112H59V114H58ZM75 112V111H74ZM17 113H19V110H18V112ZM58 115H57V114ZM65 113V112H64ZM114 113H115V111H114ZM248 113H251V112H248ZM252 113H253V111H252ZM251 113V114H252ZM254 113H256V114H254ZM253 114L254 115H252V116H256V119L259 117V118H263V120H264V113L263 112H260V110H258V112H254ZM54 114H56V115H54ZM69 114V115H70ZM75 114V113H74ZM242 114L243 115H245L243 112H242ZM10 115V114H9ZM15 115H17V114H15ZM20 115V114H19ZM14 116V115H13ZM18 116V115H17ZM16 116V117H17ZM56 116V117H55ZM65 116V117H66ZM72 116H73V114H72ZM248 116H250V114H248ZM5 117V116H4ZM60 117V116H59ZM68 117V116H67ZM78 117V116H77ZM62 118H64V117H62ZM69 118V117H68ZM72 118V117H71ZM76 118V117H75ZM15 119V118H14ZM59 119V118H58ZM61 119V118H60ZM70 119V118H69ZM255 119V120H256ZM4 120V119H3ZM259 120V119H258ZM6 121V120H5ZM10 121H12L11 119L9 120V122ZM19 121H20V117H19ZM18 121V122H19ZM26 121V122H25ZM58 121V120H57ZM62 121V120H61ZM66 122V121H65ZM26 123V124H27ZM58 123V122H57ZM59 123L61 124V122L59 121ZM58 123V124H59ZM63 123V122H62ZM67 123V122H66ZM28 124V125H29ZM263 124H264V122H263ZM6 125H7V123H6ZM5 125V126H6ZM14 125V124H13ZM67 125V124H66ZM16 126H17V123H16ZM24 126V125H23ZM32 126H31V128H32ZM61 126V125H60ZM25 127V126H24ZM59 126H57V128H58ZM263 127V126H262ZM19 128V127H18ZM17 128V129H18ZM27 129H28V127H26ZM14 129H16L15 127H14ZM20 129V128H19ZM18 129V130H19ZM64 129V128H63ZM78 129H80V128H78ZM215 129V128H214ZM227 129V128H226ZM20 130H22V129H20ZM29 130H31V129H29ZM28 130V131H29ZM224 130V129H223ZM12 131V130H11ZM226 131H228V130H226ZM15 130L13 131V132H11L10 133V135H11V138H13V142L11 143L10 141V143L12 144L7 150H5L4 152L6 153V155L5 156H7V160L9 161V163H11L12 164V166L14 167V172L12 173V175H14V176H16L17 177V179H16V181H19L18 182V185H20L21 184V187L22 188H25V189H30L34 184H37V180H39V179H37L35 182H33L34 181V179H36V178H34L36 175L34 174V175H31V176H33L32 177V179L33 180H31V178H30V180H28L27 178H26V176L24 177V175H21L20 173V171H22L21 170V168L24 166V163L25 162H23L24 161V157H23V160H22V158H21V154L25 151L24 150V147L23 146H25L24 144H23V146H22V144H21V142H22V137L20 138L19 137V135L15 132ZM20 132V131H19ZM23 132V131H22ZM60 132V131H59ZM215 132V131H214ZM222 132V131H221ZM220 132V133H221ZM229 132V131H228ZM260 132H261V130H260ZM264 132V131H263ZM262 132V133H263ZM31 133V132H30ZM201 134H202V132H200ZM208 133V132H207ZM217 133V132H216ZM224 133V132H223ZM258 134V133H257ZM28 135V134H27ZM61 135V134H60ZM59 135V136H60ZM211 135V134H210ZM213 135V134H212ZM226 135V134H225ZM7 136V135H6ZM9 136V135H8ZM24 136H26V135H24ZM62 136V135H61ZM214 136V135H213ZM215 136L217 137V135L215 134ZM188 137V136H187ZM230 137V136H229ZM247 137V136H246ZM251 137V136H250ZM254 137V136H253ZM4 138H5V136H4ZM25 138V137H24ZM185 138V137H184ZM220 138V137H219ZM222 138V137H221ZM220 138V139H221ZM228 138V137H227ZM231 138V137H230ZM27 139V138H26ZM29 139V138H28ZM189 139V138H188ZM204 139V138H203ZM214 139V138H213ZM245 139V138H244ZM252 139V138H251ZM2 140V139H1ZM0 140V141H1ZM57 140H59V139H57ZM57 140H56V145L58 144L57 143ZM180 140V139H179ZM207 140V139H206ZM211 140V139H210ZM235 140V139H234ZM254 140V139H253ZM252 140V141H253ZM5 141V140H4ZM3 141V142H4ZM60 141V140H59ZM65 142H66V140H64ZM218 141H219V139H218ZM228 141H229V139H228ZM236 141V140H235ZM5 142H7V139H6V141ZM72 142H73V140H72ZM182 142V141H181ZM213 142V141H212ZM224 142V141H223ZM230 142V141H229ZM228 142V143H229ZM237 142V141H236ZM235 142V143H236ZM246 142V141H245ZM251 142V141H250ZM258 142V141H257ZM257 142H255V143H257ZM54 143V142H53ZM185 143V142H184ZM184 143H182V144H184ZM207 143H210V141H208ZM225 143V142H224ZM233 143V142H232ZM254 143V142H253ZM3 144V143H2ZM1 144V145H2ZM51 144V143H50ZM213 144V143H212ZM217 144V143H216ZM215 144V145H216ZM219 144H221V143H219ZM234 144V143H233ZM238 144V143H237ZM10 145V144H9ZM53 145H55V143L53 144ZM66 145V144H65ZM73 145V144H72ZM186 145V143L184 144V146ZM218 145V144H217ZM227 145V144H226ZM225 145V146H226ZM248 145V144H247ZM58 146H60V145H58ZM67 146V145H66ZM69 146V145H68ZM67 146V147H68ZM231 146V145H230ZM234 146V145H233ZM258 146V145H257ZM259 146H260V144H259ZM54 147V146H53ZM71 147V146H70ZM186 147V146H185ZM187 147H188V144H187ZM243 147V146H242ZM248 147V146H247ZM50 148V147H49ZM218 148H220V147H218ZM217 148V149H218ZM259 148V147H258ZM41 149V148H40ZM60 149V148H59ZM68 149V148H67ZM69 149H71V148H69ZM210 149V148H209ZM223 149V148H222ZM226 149V148H225ZM229 149H230V147H229ZM233 147H232V149H230V150H232L233 151ZM238 149V148H237ZM260 149V148H259ZM39 150V149H38ZM43 150H44V148H43ZM48 150H50V149H48ZM55 150V149H54ZM206 150H208V149H206ZM216 150V149H215ZM219 150V149H218ZM228 150V149H227ZM235 150V149H234ZM239 150V149H238ZM243 150V149H242ZM250 150V149H249ZM249 150H248V152H249ZM29 151V150H28ZM62 151H64V150H62ZM223 151H225V150H223ZM35 152V151H34ZM33 152V153H34ZM60 152V151H59ZM58 152V153H59ZM66 152V151H65ZM163 152H164V150H163ZM167 152V151H166ZM240 152V151H239ZM242 152H244V151H242ZM25 154L27 153V152H24ZM53 153H55L56 154V152H54L53 151ZM60 153H63V152H60ZM85 153V152H84ZM215 153V152H214ZM222 153V152H221ZM220 153V154H221ZM231 153V152H230ZM1 154H2V152H1ZM65 154V153H64ZM228 154V153H227ZM236 154V153H235ZM243 154V153H242ZM37 155V154H36ZM42 155H44V154H42ZM89 155V154H88ZM174 155V154H173ZM172 155V156H173ZM5 156H3L4 157V159H5ZM39 156V155H38ZM37 156V157H38ZM45 156V155H44ZM91 156H93V155H91ZM230 156V155H229ZM231 156H232V154H231ZM238 156H240L239 154H238ZM0 157H2V156H0ZM47 157V156H46ZM57 157V156H56ZM64 157H66V156H64ZM118 157V156H117ZM232 157H234V156H232ZM243 157V156H242ZM256 157H258V156H256ZM31 159H32V157H30ZM41 158H42V156H41ZM44 158V157H43ZM48 158V157H47ZM55 158V157H54ZM94 158V157H93ZM92 158V159H93ZM215 158V157H214ZM236 158V157H235ZM241 158V157H240ZM246 158H248V156L246 157ZM36 159V158H35ZM85 159V158H84ZM115 159V158H114ZM180 160H181V158H179ZM243 159V158H242ZM245 159V158H244ZM251 159V158H250ZM258 159V158H257ZM1 160V159H0ZM7 160H5V161H7ZM29 160V159H28ZM43 160V159H42ZM48 160H49V158H48ZM89 160V159H88ZM87 160V161H88ZM111 160V159H110ZM117 160H119V159H117ZM164 160V159H163ZM168 160V159H167ZM262 160H263V158H262ZM2 161H4L3 159H2ZM45 161V160H44ZM115 161V160H114ZM165 161V160H164ZM171 161V160H170ZM182 161V160H181ZM233 161V160H232ZM246 161V160H245ZM250 160H248V162H249ZM259 161V160H258ZM264 161V160H263ZM47 162V161H46ZM90 162V161H89ZM87 163V164H85V162L83 163V164H85V167H86V165H88V164H90V163ZM95 162V161H94ZM110 162H112V161H110ZM119 162V161H118ZM174 162V161H173ZM254 162H255V160H254ZM260 162H261V160H260ZM258 163L257 162V164H260L261 165V163ZM63 163H65V162H63ZM93 163V162H92ZM114 163H116V162H114ZM139 163V162H138ZM161 163V162H160ZM165 163V162H164ZM170 163V162H169ZM242 163V162H241ZM251 163H253L252 161H251ZM8 164V163H7ZM28 164V163H27ZM37 164V163H36ZM48 164H49V162H48ZM52 164V163H51ZM81 164V163H80ZM82 164V165H83ZM140 164H142V166L144 167V165L145 164H143V163H140ZM139 164V165H140ZM156 164H157V162H156ZM168 164V163H167ZM185 164V163H184ZM183 164V165H184ZM188 164V163H187ZM195 164V163H194ZM228 164V163H227ZM239 164V163H238ZM247 164V163H246ZM23 165V166H22ZM32 165V164H31ZM38 165V164H37ZM61 165V164H60ZM96 165V164H95ZM95 165H92V166H90V167H93V171H95V172H97L96 170H95V168H96V166ZM113 165V164H112ZM138 165V166H139ZM170 165V164H169ZM175 165H177L176 163H175ZM186 165V164H185ZM229 165V164H228ZM240 165H242V164H240ZM244 165V164H243ZM264 165V164H263ZM9 166H11V165H9ZM22 166V167H21ZM46 166V165H45ZM50 166V165H49ZM80 166V165H79ZM159 166H161V165H159ZM164 166H165V164H164ZM163 166V167H164ZM174 166V165H173ZM232 166H234V165H232ZM237 166V165H236ZM246 166H249L250 167V165H246ZM262 166V165H261ZM54 167V166H53ZM84 166L82 167V168H85ZM95 167V168H94ZM103 167H105V166H103ZM141 166H139V168H140ZM152 167V166H151ZM163 167H158L159 169V171L161 172L162 171V169H163ZM167 167H168V165H167ZM171 167H172V164H171ZM181 167V169H183L182 168V166H180ZM188 167V166H187ZM231 167V166H230ZM238 167V166H237ZM236 167V168H237ZM240 167V166H239ZM251 167H252V169L254 168L252 165H251ZM258 167V166H257ZM260 167V166H259ZM258 167V168H259ZM46 168V167H45ZM50 168H52V167H50ZM49 168V169H50ZM81 168V167H80ZM79 168V169H80ZM99 168V167H98ZM115 168V167H114ZM157 168V167H156ZM185 168H186V166H185ZM213 168V167H212ZM232 168V167H231ZM230 168V169H231ZM235 168V167H234ZM246 168V167H245ZM257 168V169H258ZM7 169H8V167H7ZM23 169V168H22ZM27 169H29V168H27ZM30 169H32L31 167H30ZM44 169V168H43ZM42 169V170H43ZM48 169V168H47ZM86 169H88V167H86ZM85 169V170H86ZM102 169V168H101ZM105 169H107L106 167H105ZM137 169V168H136ZM151 169H153V168H151ZM169 169H171V168H169ZM168 169V170H169ZM180 169V170H181ZM206 169V168H205ZM204 169V170H205ZM229 169V170H230ZM250 169V168H249ZM248 169V170H249ZM251 169V170H252ZM263 169V168H262ZM261 169V170H262ZM11 170H12V168H11ZM25 170V169H24ZM40 170V169H39ZM51 170V169H50ZM54 170V169H53ZM58 170V169H57ZM62 170V169H61ZM60 170V171H61ZM89 170V169H88ZM88 170H86V171H88ZM108 170H109V167H108ZM107 170V171H108ZM144 170V169H143ZM147 170V169H146ZM175 170H177V169H175ZM202 170V169H201ZM214 170V169H213ZM259 170H260V168H259ZM261 170L259 171V172H261ZM26 171V170H25ZM30 171V170H29ZM37 171H38V169H37ZM79 171V170H78ZM102 171V170H101ZM105 171V170H104ZM104 171H102V172H104ZM110 171V170H109ZM171 171H173V169L171 170ZM186 171V170H185ZM185 171H183V172H185ZM0 172H3V171H1L0 170ZM7 172H8V170H7ZM5 173V171H4V175L5 176H2L1 174H0V178H4L5 180L8 178L9 180H11V177H12V175H10V174H8V173ZM26 172H28V171H26ZM58 172V171H57ZM63 172V171H62ZM61 172V173H62ZM81 172V171H80ZM160 172H157L158 174H160ZM163 173L165 172L164 171V169H163V171H162ZM162 172H161V174H162ZM166 172H168V171H166ZM166 172H165V176L168 174H166ZM205 172H207V171H205ZM216 172V171H215ZM230 172V171H229ZM233 172V171H232ZM235 172H236V169H235ZM235 172H234V174H235ZM39 173V172H38ZM41 173V172H40ZM82 173H84V172H82ZM86 173V172H85ZM89 173H91V172H89ZM106 173V172H105ZM110 173V172H109ZM141 173V172H140ZM155 173V172H154ZM157 173H155V175L157 174ZM176 173V172H175ZM188 173V172H187ZM186 173V174H187ZM226 173V172H225ZM242 173V172H241ZM240 173V174H241ZM247 173V172H246ZM254 173V172H253ZM257 173V172H256ZM256 173H254V174H256ZM264 173V172H263ZM63 174V173H62ZM88 174V173H87ZM182 174V173H181ZM184 175H185V173H183ZM209 174V173H208ZM248 174V173H247ZM80 175H83V174H80ZM89 175V174H88ZM87 175V176H88ZM106 175H108V174H106ZM175 176H176V174H174ZM174 175H172V176H174ZM179 175V174H178ZM178 175H177V177H178ZM194 175V174H193ZM224 175H226V177H227V174H224ZM238 175V174H237ZM246 175V174H245ZM250 175H251V173H250ZM249 175V176H250ZM257 175V174H256ZM260 175V174H259ZM262 176H263V174H261ZM13 176V177H14ZM47 176V175H46ZM52 176V175H51ZM50 176V174H49V176L48 177H51ZM65 176V175H64ZM72 176V175H71ZM103 176V175H102ZM105 176V175H104ZM167 176H169V175H167ZM166 176V177H167ZM171 176V175H170ZM186 176V175H185ZM205 176V175H204ZM253 176V175H252ZM7 177V178H6ZM41 177V176H40ZM55 177V176H54ZM80 177H82V176H80ZM154 177V176H153ZM153 177H152V179H153ZM159 177V176H158ZM183 177V176H182ZM225 177V178H226ZM229 177V176H228ZM237 177V176H236ZM236 177H233V179L234 178H236ZM242 177V176H241ZM247 177V176H246ZM254 177V176H253ZM257 177H258V175H257ZM264 177V176H263ZM37 178H39V177H37ZM75 178V177H74ZM85 178V177H84ZM87 178V177H86ZM135 178V177H134ZM133 178V179H134ZM155 178H156V176H155ZM161 178H163L164 179V176L163 177H161ZM211 179H212V176L210 177ZM238 178V177H237ZM244 178V177H243ZM255 178V177H254ZM259 178V177H258ZM13 179V178H12ZM48 179V178H47ZM51 179V178H50ZM56 179H58V178H56ZM72 179V178H71ZM148 179V178H147ZM158 179V178H157ZM172 179V178H171ZM174 179V178H173ZM183 179V178H182ZM239 179V178H238ZM241 180H242V178H240ZM239 179V180H240ZM246 179H248V177L246 178ZM260 179H261V177H260ZM5 180H4V182H5ZM15 180V179H14ZM53 180V179H52ZM52 180H51V182H52ZM94 180V179H93ZM110 179H108V181H109ZM142 180H145V179H142ZM154 180V179H153ZM160 180V179H159ZM167 180V179H166ZM174 180H176V179H174ZM179 180V182H183V180L185 181V179H183V180H180V179H178ZM187 180V179H186ZM227 180V179H226ZM249 180V179H248ZM251 180V179H250ZM255 180H257L256 178H255ZM264 180V179H263ZM2 181V180H1ZM40 181V180H39ZM49 181V180H48ZM55 181L56 180H53V182L55 183ZM58 181H59V179H58ZM61 181V180H60ZM87 181H88V179H87ZM96 181V180H95ZM111 181H113V180H111ZM137 182L139 181L138 180V178H137V180H136ZM155 181H156V179H155ZM155 181H153L154 182V184H155ZM158 181V180H157ZM156 181V182H157ZM162 181H164V180H162ZM13 182V180H11V183ZM43 182V181H42ZM57 182V181H56ZM92 182V181H91ZM136 182V183H137ZM140 182V181H139ZM143 181H141V183H142ZM146 182V181H145ZM150 182V181H149ZM152 182V181H151ZM159 182H161V181H159ZM166 183H167V181H165ZM168 182H170V181H168ZM174 182V181H173ZM172 181H171V183H173ZM176 182H178V181H176ZM188 182H189V180H187V184L186 185H188ZM190 182H192V181H190ZM203 182V181H202ZM227 182V181H226ZM235 182V181H234ZM237 182H238V180H237ZM249 182V181H248ZM258 182V181H257ZM264 182V181H263ZM6 183H7V181H6ZM9 183V185H10V182H8ZM15 183V182H14ZM34 183V184H33ZM64 183V182H63ZM110 183V182H109ZM140 183V184H141ZM163 182H161V183H159V185L161 186H163V184H162ZM183 183H185V182H183ZM41 183L39 182L38 183V186L40 185ZM92 184V183H91ZM95 184V183H94ZM96 184H98V183H96ZM131 184V183H130ZM139 184V183H138ZM146 184V183H145ZM147 184H148V182H147ZM146 184V185H147ZM157 184V183H156ZM155 184V185H156ZM170 184V183H169ZM178 184V183H177ZM182 183H180V185H181ZM204 184V183H203ZM216 184V183H215ZM227 184H229V182L227 183ZM246 184V183H245ZM252 184V183H251ZM4 185V184H3ZM16 185V184H15ZM45 185H46V183H45ZM59 184H57V186H58ZM68 185V184H67ZM99 185V184H98ZM117 185V184H116ZM158 185V186H159ZM167 185V184H166ZM170 185H172V184H170ZM209 185V184H208ZM234 185V184H233ZM239 185V184H238ZM253 185V184H252ZM257 185V184H256ZM17 186V185H16ZM35 187H36V189L34 188V190H37V189H39L36 185H34ZM33 186V187H34ZM44 186V185H43ZM53 186V185H52ZM55 186V185H54ZM63 186H66L65 184L63 185ZM62 186V187H63ZM83 186V185H82ZM118 186V185H117ZM122 186V185H121ZM132 186V185H131ZM189 186H191V185H189ZM195 185H193V187H194ZM199 186V185H198ZM207 186V185H206ZM228 186V185H227ZM241 186V185H240ZM247 186V185H246ZM4 187V186H3ZM41 187V186H40ZM48 187V186H47ZM46 186H45V188H47ZM59 187V186H58ZM71 187V186H70ZM128 187V186H127ZM133 187V186H132ZM142 187V186H141ZM144 187V186H143ZM193 187H191V188H193ZM195 187H197V186H195ZM201 187H202V185H201ZM200 187V188H201ZM209 187V186H208ZM217 187H218V185H217ZM230 187V186H229ZM233 187H235V186H233ZM245 187V186H244ZM247 187H249V186H247ZM251 187V186H250ZM256 187V186H255ZM4 188H6V187H4ZM22 188H21V190H22ZM44 188V187H43ZM43 189V190H46V192H47V190H49V189ZM49 188V187H48ZM81 188V187H80ZM86 188V187H85ZM92 188V187H91ZM100 188H102V187H100ZM122 188V187H121ZM130 188V187H129ZM128 188V189H129ZM185 188H186V186H185ZM200 188H197V189H200ZM205 188V190H207L206 189V187H204ZM209 188H211V190L214 188V187H209ZM236 188V187H235ZM242 188H243V186H242ZM20 189V188H19ZM55 189V188H54ZM64 189V188H63ZM203 189V188H202ZM219 189V188H218ZM238 189V188H237ZM257 189H259V188H257ZM31 190V189H30ZM53 190V189H52ZM67 190V189H66ZM77 190V189H76ZM102 190H103V188H102ZM178 190V189H177ZM194 190V189H193ZM239 190V189H238ZM4 191V190H3ZM12 191V190H11ZM26 191V190H25ZM39 191V190H38ZM42 190H40V194L42 193L41 192ZM49 191H51V188H50V190ZM70 191V190H69ZM75 191V190H74ZM74 191H71L72 192V194H74ZM88 191V190H87ZM91 191V190H90ZM100 191V190H99ZM128 191V190H127ZM140 191V190H139ZM172 191V190H171ZM171 191L169 190V192L171 193ZM209 191V190H208ZM240 191H242V189H240ZM239 191V192H240ZM251 191V190H250ZM254 191H256V190H254ZM9 192H10V189H9ZM12 192H14V191H12ZM21 192V191H20ZM20 192H18V193H20ZM56 192V191H55ZM54 192V193H55ZM85 192H86V189H85V191H84V193L83 192H81V193H83L82 194V198H83V201L82 202H88V201H90L89 203H90V205L92 204V203H94V202H96V201H98V199H99V196L97 195L96 197L95 196H93L94 194V192H91L92 194H90V192H89V195H85ZM88 192H86V194L88 193ZM103 192V191H102ZM115 192V191H114ZM122 192H123V190H122ZM126 192V191H125ZM195 192H197V191H195ZM205 192V191H204ZM207 192V191H206ZM206 192H205V194H206ZM219 192H220V190H219ZM238 192V191H237ZM258 192V191H257ZM260 192V191H259ZM33 193V192H32ZM34 193H36L35 191H34ZM33 193V194H34ZM64 193V192H63ZM76 193H77V191H76ZM75 193V194H76ZM79 193V196H80V192H78ZM145 194H146V192H144ZM164 193V192H163ZM173 193V192H172ZM208 193V192H207ZM209 193H210V191H209ZM223 193V192H222ZM228 193H230V192H227L226 194H228ZM252 193V192H251ZM1 194V193H0ZM55 194H58L57 192L55 193ZM144 194V195H145ZM190 194H193V193H191L190 192ZM204 193H202V194H200V196H202V198H206V197H204V195H205ZM211 194V193H210ZM238 194V193H237ZM261 194V193H260ZM3 195V194H2ZM6 195V194H5ZM10 195V194H9ZM18 195H21V194H18ZM37 195H38V193H37ZM53 195V194H52ZM60 196H61V194H59ZM77 195V194H76ZM107 195V194H106ZM106 195H104V197L103 198H101V202L104 200L105 202H104V205H105V203L110 199V200H113V199H115V198H117L116 200L118 201V199L120 198H118L117 196H114L115 194H113V196H106ZM120 195V194H119ZM118 195V196H119ZM122 195V194H121ZM168 195V194H167ZM176 195V194H175ZM174 195V196H175ZM184 195H186V194H184ZM230 195V194H229ZM244 195V194H243ZM242 195V196H243ZM246 195H248V193L246 194ZM249 195H250V192H249ZM252 195V194H251ZM262 195V194H261ZM8 196V195H7ZM22 196V195H21ZM29 196V195H28ZM28 196H27V198H28ZM36 196V195H35ZM44 196H45V194H44ZM47 196V195H46ZM55 196V195H54ZM74 196V195H73ZM93 196V197H92ZM125 196V195H124ZM173 196V195H172ZM173 196V197H174ZM179 196H181V195H179ZM190 196V195H189ZM206 196H207V194H206ZM212 196H215V195H212ZM212 196H210L211 198H209L210 200L212 199ZM217 196V195H216ZM220 196V195H219ZM219 196H218V198H219ZM258 196V195H257ZM264 196V195H263ZM18 197V196H17ZM17 197H15V198H17ZM38 197V196H37ZM42 198H44L43 196H41ZM69 197H71V196H69ZM101 197V196H100ZM126 197H128V196H126ZM131 197V196H130ZM158 197V196H157ZM169 197V196H168ZM187 197H188V195H187ZM191 197V196H190ZM193 197V196H192ZM196 197V196H195ZM198 197V196H197ZM225 197V196H224ZM240 197V196H239ZM13 198V197H12ZM21 198V197H20ZM34 198H36V197H34ZM39 198V197H38ZM41 198V199H42ZM52 198V197H51ZM50 198V199H51ZM59 198V197H58ZM77 198H78V195H77ZM112 198V199H111ZM175 198V197H174ZM217 198V199H218ZM221 198V197H220ZM219 198V199H220ZM222 198H223V196H222ZM227 198V197H226ZM5 199V198H4ZM7 199V198H6ZM5 199V200H6ZM22 199V198H21ZM20 199V200H21ZM25 199V198H24ZM29 199V198H28ZM27 199V200H28ZM46 199V198H45ZM49 199V198H48ZM63 199H65V198H63ZM63 199H62V202H63ZM66 199H67V197H66ZM64 200V204L61 202V204L63 205V206H60L59 208L57 207V206H55V208L56 209H49V208H46L47 207V205L45 206V210L44 211H46V214H45V216H47V218H48V220H49V222L47 223V222H45L47 225L49 224V226L46 228V224L45 225H43V226H41V225H39V224H36L35 222H34V224H32V223H27L25 226H24V223H26L25 221H24V219L22 218V219H20V217L19 216H17L18 214H16V217H15V221L18 223V225H20L22 228H23V226H24V231H23V229L21 230H19L20 231V234L22 233L21 231H23V235L21 236L20 234H17L18 235V239H17V241H16V243H9L10 244V246L9 245H7V242L10 240L11 242H13V239H15V238H13L12 239V237L10 238V236L9 237H7L9 234H10V232L12 231V230H14V229H12L11 231H10V229H8V227L9 226H5L6 227V229H8V231H7V234H5V232H6V230H4L5 232H4V234L3 233H0V244L2 243V245H3V243H4V245L2 246V247H4V249H6L5 250V253H7L8 254V256L10 257V258H12V259H15V261H14V263L15 264H35V262L38 260V259H40L43 263L42 264H68L67 263V254H71V256L70 257H74V255H75V257L79 254H76V253H74V247H72V249H71V247H69L68 246V244L69 243H67V242H70V240H64L63 238H65L66 236H68L70 233L73 235H69L70 236V238L72 239L71 241L72 242H74V243H72V245H76V248L78 247V249H86V251H87V249H90L92 252L91 253H94V251L98 248V244H97V247L94 245V244H92V245H90L89 243H91L89 240H91L90 238H88V239H86L85 238V236H84V234H81L80 232H78V228L80 227H78V228H76V226L74 227V226H71V225H73L75 222L76 223H78L77 222V220H79L80 222H84L85 220H87L86 219V214H87V212L89 211V210H87V212L86 213H84V214H82L83 212L82 211H84V210H80V209H82V208H80L79 207V205H78V207L80 208V209H78L77 208V206L76 205H74V204H72V203H70L69 202V200L67 201V200ZM71 199V198H70ZM79 199H81V198H79ZM84 199H89L88 201L87 200H84ZM97 199V200H96ZM125 199V198H124ZM123 199V200H124ZM131 199V198H130ZM172 199V198H171ZM194 199V198H193ZM207 199V198H206ZM206 199H205V202H206ZM216 199V198H215ZM235 199V198H234ZM242 199H243V197H242ZM249 199V198H248ZM254 199V198H253ZM252 199V200H253ZM10 200V199H9ZM15 201H16V199H14ZM23 200V199H22ZM26 200V199H25ZM26 200V201H27ZM36 200V199H35ZM44 200V199H43ZM54 200V199H53ZM100 200V199H99ZM109 200V201H110ZM160 200V199H159ZM174 200V199H173ZM178 200V199H177ZM180 200V199H179ZM200 200V199H199ZM223 200V199H222ZM244 200V199H243ZM250 200V199H249ZM256 200V199H255ZM258 200V199H257ZM256 200V201H257ZM261 200V199H260ZM25 201V202H26ZM39 201V200H38ZM45 201V200H44ZM52 201V200H51ZM72 201V200H71ZM79 200H77V202H78ZM127 201H128V199H127ZM134 201H135V199H134ZM137 201V200H136ZM175 201V200H174ZM181 201V200H180ZM186 201V200H185ZM201 201V200H200ZM208 202H209V200H207ZM218 201V200H217ZM254 201V200H253ZM262 201V200H261ZM260 201V202H261ZM264 201V200H263ZM7 202V201H6ZM22 202V201H21ZM33 202V201H32ZM35 202V201H34ZM74 202V201H73ZM80 202V201H79ZM120 202V201H119ZM121 202H122V199H121ZM120 202V203H121ZM158 202H160V201H158ZM171 203H173L172 201H170ZM191 202V201H190ZM199 202V201H198ZM202 202V201H201ZM203 202H204V199H203ZM210 202H212V201H210ZM216 202V201H215ZM234 202V201H233ZM238 202V201H237ZM236 202V203H237ZM250 202V201H249ZM50 203V202H49ZM81 203V202H80ZM88 203V204H89ZM108 203V202H107ZM110 203V202H109ZM108 203V204H109ZM124 203V202H123ZM138 203V202H137ZM166 203V202H165ZM187 203V202H186ZM207 203V202H206ZM213 203H214V201H213ZM219 203V202H218ZM235 203V206L237 205ZM243 203V202H242ZM245 203V202H244ZM247 203V202H246ZM264 203V202H263ZM10 204V203H9ZM14 204V203H13ZM20 204H22V203H20ZM45 204V203H44ZM52 204H53V202H52ZM58 204V203H57ZM79 204V203H78ZM82 204V203H81ZM169 204V203H168ZM180 204V203H179ZM202 205H203V203H201ZM240 204H241V202H240ZM4 205H5V203H4ZM3 205V206H4ZM18 205V204H17ZM37 205V204H36ZM59 205H60V203H59ZM96 205V204H95ZM99 205V204H98ZM137 205V204H136ZM149 205H150V203H149ZM160 205V204H159ZM165 205V204H164ZM163 205V206H164ZM173 205V204H172ZM182 205V204H181ZM191 205H193V204H191ZM190 205V206H191ZM207 205V204H206ZM209 205H210V203H209ZM208 205V208L209 207H211L212 205H210L209 206ZM221 205V204H220ZM246 205H248V204H246ZM258 205V204H257ZM256 205V206H257ZM19 206V205H18ZM138 206V205H137ZM148 206V205H147ZM151 206H152V204H151ZM156 206V205H155ZM161 206V205H160ZM166 206V205H165ZM168 206V205H167ZM169 206H171V204H169ZM184 206V205H183ZM196 206V205H195ZM233 206V205H232ZM255 206V205H254ZM256 206L254 207V208H256ZM263 207H264V204L262 205ZM14 207V206H13ZM13 207H11L12 209H13ZM23 207V209L24 208H26V207H24V206H22ZM39 208H40V206H38ZM44 207V206H43ZM42 207V208H43ZM48 207H51L50 206V204H49V206ZM91 207V206H90ZM93 207V206H92ZM91 207V208H92ZM95 207V206H94ZM93 207V208H94ZM120 207H121V205H120ZM144 207V206H143ZM205 208H207L206 206H204ZM217 208H219L218 206H216ZM221 207H223V206H221ZM234 207V206H233ZM243 207V206H242ZM251 207V206H250ZM253 207V206H252ZM251 207V208H252ZM8 208V207H7ZM15 208V207H14ZM147 208V207H146ZM156 208V207H155ZM161 207H159V209H160ZM189 208V207H188ZM195 208H197V207H195ZM198 208H200V207H198ZM203 208V207H202ZM208 208H207V210H205V211H208ZM215 208V207H214ZM226 209H227V207H225ZM236 208V207H235ZM244 208V207H243ZM247 208H249V207H247ZM246 208V209H247ZM3 209V208H2ZM20 209V208H19ZM32 209H33V206H32ZM38 209V208H37ZM141 209V208H140ZM162 209V208H161ZM164 209V208H163ZM162 209V210H163ZM183 209H185L184 207H183ZM204 209V208H203ZM202 209V210H203ZM213 209V208H212ZM222 209V208H221ZM233 209V208H232ZM242 209V208H241ZM240 209V210H241ZM9 210H11V209H9ZM15 210V209H14ZM29 210V209H28ZM41 210V209H40ZM85 210V211H86ZM122 210V209H121ZM123 210H124V208H123ZM137 210V209H136ZM151 210V209H150ZM171 210H172V208H171ZM201 210V209H200ZM202 210H201V212H202ZM210 211H211V209H209ZM231 210V209H230ZM234 210V209H233ZM236 210V209H235ZM238 210V209H237ZM250 210V209H249ZM253 210V209H252ZM262 210H263V208H262ZM2 211V210H1ZM35 211H36V209H35ZM84 211V212H85ZM119 211V210H118ZM117 211V212H118ZM125 211V210H124ZM132 211L134 212V210L132 209ZM159 211V210H158ZM164 211V210H163ZM167 211V213L169 212L168 210H166ZM189 211V210H188ZM188 211H187V213H188ZM197 211V210H196ZM204 211V210H203ZM204 211V212H205ZM210 211H208L209 213H210ZM216 211H217V209H216ZM221 210L219 209V212H220ZM227 211H229V210H227ZM12 212V211H11ZM38 212V211H37ZM40 212V211H39ZM38 212V213H39ZM93 212V211H92ZM95 212V211H94ZM109 212V211H108ZM120 212V211H119ZM161 212V211H160ZM174 212V211H173ZM192 212H194V210L192 211ZM212 212V211H211ZM218 212V211H217ZM244 212V211H243ZM242 212V213H243ZM259 212H261V211H259ZM1 213V212H0ZM9 213V212H8ZM25 213V212H24ZM44 213V212H43ZM90 213V212H89ZM121 213H122V211H121ZM124 213V212H123ZM158 213V212H157ZM166 213V212H165ZM164 213V214H165ZM196 213V212H195ZM199 213V212H198ZM214 213H216V212H214ZM235 213V212H234ZM239 213H241V212H239ZM245 213H247V212H244V214ZM251 213V212H250ZM257 213V212H256ZM19 214H20V212H19ZM32 214H33V212H32ZM92 214H94V213H92ZM103 214V213H102ZM133 214H135V213H133ZM155 214V213H154ZM160 214V213H159ZM170 214V213H169ZM175 214V213H174ZM177 214V213H176ZM179 214V213H178ZM189 214H190V212H189ZM188 214V215H189ZM206 214H207V212H206ZM236 215H237V213H235ZM252 214V213H251ZM254 214V213H253ZM15 215V214H14ZM30 215V214H29ZM39 215H40V213H39ZM91 215V214H90ZM97 215V214H96ZM119 215V214H118ZM122 215V214H121ZM168 215V214H167ZM183 215H185V214H183ZM205 215V214H204ZM209 215H211V214H209ZM218 215V214H217ZM229 215V214H228ZM243 215V214H242ZM250 215V214H249ZM34 216H35V214H34ZM95 216V215H94ZM93 216V217H94ZM105 216H106V213H105ZM105 216L103 217V215H101V217H102V219H105ZM107 216H110L111 217V214L110 215H108L107 214ZM113 216H114V214H113ZM125 216H127L128 218L129 217H131V218H133L132 216L133 215H131L130 214V216L129 215H126L125 214ZM135 216V215H134ZM175 216V215H174ZM196 216H199L198 214L196 215ZM207 216H208V214H207ZM225 216V215H224ZM238 216V215H237ZM245 216H247V215H245ZM244 216V217H245ZM254 216V215H253ZM36 217V216H35ZM34 217V218H35ZM38 217V216H37ZM88 217V216H87ZM97 217V216H96ZM110 217H108V218H110ZM122 217V216H121ZM120 217V218H121ZM148 217V216H147ZM146 217V218H147ZM158 217V216H157ZM157 217H155V218H157ZM162 217H164V216H162ZM165 217H167L166 215H165ZM164 217V218H165ZM169 217H170V215H169ZM200 217H201V214H200ZM205 217V216H204ZM203 217V218H204ZM210 217V216H209ZM212 217V216H211ZM218 217V216H217ZM220 217V216H219ZM218 217V218H219ZM223 217V216H222ZM221 217V218H222ZM234 217H235V215H234ZM240 217H241V215H240ZM250 217V216H249ZM251 217H252V215H251ZM260 217V216H259ZM263 217H264V215H263ZM28 218V217H27ZM85 218V219H84ZM92 218V217H91ZM98 218V217H97ZM119 217H118V221H119V219H120ZM122 218H125L124 216L122 217ZM149 218V217H148ZM147 218V221L148 220H150V219H148ZM154 218V219H155ZM175 218V217H174ZM190 218V217H189ZM218 218H217V220H218ZM231 218V217H230ZM229 218V219H230ZM246 218V217H245ZM255 218V217H254ZM261 218V217H260ZM110 219H112V217L110 218ZM114 219H116L115 221H117V218H113V220H112V222L114 223ZM125 219H127V218H125ZM125 219H123L122 221H125ZM145 219V218H144ZM170 219L172 220V216L170 217ZM179 219H180V217H179ZM209 219V218H208ZM207 219V220H208ZM214 219V218H213ZM215 219H216V217H215ZM228 219V220H229ZM231 219H233V218H231ZM235 219H236V217H235ZM247 219V218H246ZM245 219V220H246ZM39 220V219H38ZM81 220H84V221H81ZM88 220H89V217H88ZM129 220V221H128ZM130 220H132V219H127V221H128V223H130ZM167 220V219H166ZM191 220H193V219H191ZM194 220H195V218H194ZM193 220V221H194ZM206 220V219H205ZM212 220V219H211ZM220 220V219H219ZM223 220V219H222ZM252 220H254V219H252ZM255 220H257V215H256V219ZM255 220H254V223H255ZM263 220V219H262ZM15 221H12L13 223H15ZM37 221V220H36ZM44 221V220H43ZM106 221V220H105ZM117 221V222H118ZM121 221V226L122 225H124V223L125 222H127V221H125V222H122ZM133 221V220H132ZM132 221H131V223H132ZM176 221V220H175ZM183 221V220H182ZM184 221H186L185 220V218H184ZM200 221V220H199ZM198 221V222H199ZM224 222H225V218H224V220H223ZM230 221V220H229ZM247 221V220H246ZM246 221H244V222H246ZM249 221V220H248ZM247 221V222H248ZM259 220H257L256 222H258ZM261 221V220H260ZM1 222V221H0ZM32 222V221H31ZM100 222V221H99ZM116 222V223H117ZM136 222V221H135ZM138 222V221H137ZM142 222V221H141ZM157 223L159 222V221H156ZM161 222H162V220H161ZM164 222V221H163ZM169 222H170V220H169ZM173 222V221H172ZM179 221L177 220V223H178ZM202 222V221H201ZM204 222V221H203ZM210 222V221H209ZM213 222V221H212ZM219 222H221V221H219ZM228 221H226V223H227ZM231 222V221H230ZM236 222V221H235ZM246 222V223H247ZM250 222V221H249ZM263 222V221H262ZM12 223V225H14V227L13 228H15L16 229V227H15V224H13ZM38 223H39V221H38ZM75 223V224H76ZM86 223V222H85ZM90 223H92V222H90ZM94 223V222H93ZM108 223H110V222H108ZM108 223L106 222V224L108 225ZM112 223V224H113ZM115 223V224H116ZM128 223H125V226L127 227V224ZM134 223V222H133ZM133 223H132V225H133ZM155 223V221L153 222V224ZM171 223V222H170ZM191 223H194V222H192L191 221ZM197 223V222H196ZM208 223V222H207ZM222 223V222H221ZM239 223V222H238ZM259 223V222H258ZM4 224V223H3ZM9 224V223H8ZM74 224V225H75ZM81 224V223H80ZM83 224V223H82ZM95 224H97V223H95ZM99 224V223H98ZM104 224V223H103ZM111 224V223H110ZM109 224V225H110ZM119 225H120V223H118ZM161 224V223H160ZM165 224V223H164ZM164 224H162V225H164ZM166 224H168V223H166ZM187 224V223H186ZM189 224V223H188ZM187 224V225H188ZM199 224H200V222H199ZM218 224V223H217ZM237 224V223H236ZM79 225V224H78ZM106 225V226H107ZM119 225L117 226V225H115V226H117L118 227V229L119 228H121V227H119ZM131 224H129V226H130ZM155 225V224H154ZM157 225V224H156ZM155 225V226H156ZM180 225H182L183 226V224H180ZM210 225V224H209ZM223 225H225V224H223ZM233 225V224H232ZM231 225V226H232ZM248 225V224H247ZM246 225V226H247ZM254 225V224H253ZM257 225V224H256ZM263 225V224H262ZM19 226V227H20ZM89 226V225H88ZM104 226V225H103ZM111 226V225H110ZM113 226H114V224H113ZM136 226V225H135ZM166 226H168V225H166ZM165 226V227H166ZM171 226V225H170ZM192 226V225H191ZM229 226V225H228ZM238 226V225H237ZM255 226V225H254ZM71 227V231L69 230L68 231V229ZM76 228L75 230L77 231H75L74 230V228ZM84 227H85V225H84ZM87 227V226H86ZM90 227V226H89ZM108 227V226H107ZM163 227V226H162ZM164 227V228H165ZM176 227L178 228V226L176 225ZM186 227H190V226H186ZM198 227V226H197ZM203 227V226H202ZM206 227V226H205ZM211 227V226H210ZM209 227V228H210ZM223 227V226H222ZM227 227V226H226ZM240 227V226H239ZM248 227V226H247ZM252 227V226H251ZM1 228V227H0ZM4 228V227H3ZM3 228H1V229H3ZM46 228V229H45ZM93 228V227H92ZM96 228V227H95ZM95 228H94V230H95ZM113 228V227H112ZM122 228H125V227H122ZM146 228V227H145ZM166 228H168V227H166ZM172 228V227H171ZM174 228H175V226H174ZM173 228V229H174ZM183 228V227H182ZM182 228H181V230H182ZM217 228V227H216ZM232 228V227H231ZM259 228V227H258ZM17 229H18V227H17ZM16 229V230H17ZM82 228H80V231H83V230H81ZM98 229V228H97ZM96 229V230H97ZM108 229V228H107ZM133 229V228H132ZM139 229H141V228H139ZM159 229V228H158ZM157 229V230H158ZM179 229V228H178ZM191 229V228H190ZM199 229H201V228H199ZM213 229V228H212ZM215 229V228H214ZM220 229V228H219ZM218 229V230H219ZM230 229V228H229ZM243 229V228H242ZM249 228H247V230H248ZM90 230V229H89ZM95 230V231H96ZM105 231H106V229H104ZM120 230V229H119ZM130 230V228L128 227L127 229L125 228V233H122V231H120L122 234H125L126 235V237H125V240H126V238H128L127 236H129L128 234H132L133 236H134V234H135V232H136V230H134V232H132V231H129ZM176 230V229H175ZM174 230V231H175ZM197 230V229H196ZM232 230V229H231ZM247 230H246V232H247ZM251 230H253V228L251 229ZM15 231V230H14ZM68 231V235L66 234V236L64 235V233H66ZM90 231H93V229L92 230H90ZM138 231V230H137ZM143 231V230H142ZM162 231H164V230H162ZM171 231V230H170ZM178 231V230H177ZM187 231H188V229H187ZM193 231V230H192ZM202 231H203V229H202ZM227 231V230H226ZM233 231V230H232ZM237 231H239L238 230V228H237ZM244 231H245V228H244ZM257 231V230H256ZM261 231V230H260ZM129 232V233H128ZM132 232V233H131ZM139 233H140V231H138ZM176 232V231H175ZM181 232V231H180ZM198 232H199V230H198ZM217 232V231H216ZM219 232V231H218ZM246 232H244L245 234H246V236H247V233ZM263 232V231H262ZM15 233H18V232H15ZM85 233H86V231H85ZM108 233H109V231H108ZM147 233V232H146ZM166 233V232H165ZM171 233V232H170ZM168 234V235H171V236H173V238L175 237V235H178V234H175V235H172V234ZM185 233L187 234V232L185 231ZM203 233V232H202ZM207 233V232H206ZM220 233V232H219ZM222 233V232H221ZM229 233V232H228ZM234 233H235V231H234ZM243 233V234H244ZM258 233V232H257ZM88 234V235H87ZM144 234V233H143ZM151 234V233H150ZM149 234V235H150ZM174 234V233H173ZM192 234H193V232H192ZM195 234V233H194ZM211 234V233H210ZM216 234V233H215ZM231 234V233H230ZM237 234V233H236ZM239 234H240V231H239ZM243 234H242V236H243ZM252 234V233H251ZM11 235V234H10ZM20 235V236H19ZM65 237H64V236ZM90 235V233H86V236H89ZM92 235H93V233H92ZM94 235H95V233H94ZM136 235V234H135ZM162 235H164V234H162ZM188 235V234H187ZM191 235V234H190ZM201 235V234H200ZM233 235V234H232ZM254 235V234H253ZM260 235V234H259ZM12 236V235H11ZM69 236L67 237V238H69ZM98 236H100L99 234H98ZM97 236V237H98ZM124 236V235H123ZM132 236V237H133ZM136 236H138V235H136ZM143 236V235H142ZM180 236V235H179ZM194 236V235H193ZM219 236V235H218ZM227 236V235H226ZM234 236V235H233ZM245 236V237H246ZM251 236V235H250ZM261 236V235H260ZM89 237H91V236H89ZM104 237V236H103ZM130 237V241H131V243H133L132 242V237L131 236H129ZM135 237V236H134ZM134 237H133V240H134V243H137L138 242V240L135 242V239H134ZM145 237V236H144ZM152 237V236H151ZM155 237V236H154ZM157 237V236H156ZM170 237V236H169ZM169 237H167V238H169ZM180 237H182V236H180ZM185 237V236H184ZM190 237V236H189ZM239 237V236H238ZM248 237V236H247ZM246 237V238H247ZM262 237V236H261ZM6 238H9V240H6ZM69 238V239H70ZM92 238V237H91ZM94 238V237H93ZM98 238H101V236L100 237H98ZM97 238V239H98ZM109 238V237H108ZM113 238V237H112ZM139 238H141L140 236H139ZM162 238V237H161ZM166 238V239H167ZM193 238V237H192ZM200 238V237H199ZM217 238V237H216ZM225 238V237H224ZM229 238H230V236H229ZM234 238V237H233ZM246 238H245V240H246ZM252 238V237H251ZM254 238V237H253ZM129 239V238H128ZM142 239V238H141ZM145 239H146V237H145ZM148 239V238H147ZM154 239V238H153ZM152 239V240H153ZM165 239V238H164ZM163 239V240H164ZM179 239V238H178ZM181 239V238H180ZM183 239V238H182ZM181 239V240H182ZM188 239V238H187ZM195 239V238H194ZM215 239V238H214ZM237 239V238H236ZM241 239V238H240ZM256 239V238H255ZM254 239V240H255ZM261 239V238H260ZM94 240L95 241H97L96 240V238H94ZM102 240V239H101ZM103 240H104V238H103ZM110 240V239H109ZM144 240V239H143ZM143 240H141V242H144ZM158 240H159V242H160V239L158 238ZM170 240H172V239H170ZM190 240H193V239H190ZM190 240H188V241H190ZM196 240V239H195ZM194 240V241H195ZM201 240V239H200ZM217 240V239H216ZM221 240V239H220ZM232 240V239H231ZM244 240V239H243ZM248 240V239H247ZM253 240V241H254ZM257 240V239H256ZM255 240V241H256ZM9 241V242H10ZM15 241V240H14ZM65 241H67V242H65ZM100 241V240H99ZM111 241V240H110ZM119 241V240H118ZM126 241H129V240H126ZM125 241V242H126ZM157 241V240H156ZM172 241H174V240H172ZM176 241V240H175ZM183 241H184V239H183ZM187 241V242H188ZM204 240H202V242H203ZM222 241V240H221ZM223 241H224V239H223ZM227 241V240H226ZM230 241V240H229ZM236 241V240H235ZM240 241V240H239ZM242 241V240H241ZM260 241V240H259ZM258 241V242H259ZM103 242V241H102ZM140 242V241H139ZM153 242V241H152ZM159 242H157L158 244H159ZM165 241H162V243L161 244H159L160 246H161V249H169L168 250V252H167V256H168V259H169V255H171V254H169L170 252V247H169V245H166V243H164ZM168 242H169V240H168ZM185 242V241H184ZM183 242V243H184ZM198 242V241H197ZM231 242V241H230ZM246 242V241H245ZM71 243V242H70ZM94 243V242H93ZM97 243H99V242H97ZM101 243V242H100ZM99 243V244H100ZM104 243V242H103ZM156 243V242H155ZM156 243V244H157ZM177 243H179V242H177ZM189 243V242H188ZM195 243V242H194ZM193 243V244H194ZM199 243V242H198ZM205 243V242H204ZM226 243V245H227V242H225ZM242 243V242H241ZM129 244V243H128ZM151 244H153V243H151ZM157 244V245H158ZM164 244V245H163ZM168 244H171V243H168ZM190 245H191V243H189ZM195 244H197V243H195ZM194 244V245H195ZM202 244V243H201ZM219 244V243H218ZM221 244H223V243H221ZM257 244V243H256ZM262 244V243H261ZM104 245V244H103ZM108 245V244H107ZM156 245V246H157ZM166 245V246H165ZM175 245V244H174ZM178 245V244H177ZM188 245V244H187ZM217 245V244H216ZM231 245V244H230ZM233 246H234V244H232ZM232 245L230 246V248L232 247ZM244 245V244H243ZM248 245V244H247ZM246 244H245V246H247ZM264 245V244H263ZM150 246H152V245H150ZM162 246H163V248H162ZM171 246V245H170ZM173 246V245H172ZM182 246V245H181ZM184 246H185V244H184ZM198 246V248H199V245H197ZM203 246L205 247V244H203ZM203 246H200V248H202L203 249ZM224 246V245H223ZM259 246V245H258ZM80 247V248H79ZM130 247V246H129ZM158 247V246H157ZM174 247V246H173ZM172 247V248H173ZM187 247V246H186ZM189 247V246H188ZM217 247L218 248H220L218 245H217ZM227 247H229V246H227ZM240 247H242V246H240ZM250 247V246H249ZM257 247V246H256ZM264 247V246H263ZM75 248V249H76ZM105 248V247H104ZM160 247H158V249H159ZM182 248H183V246H182ZM181 248V249H182ZM185 248V247H184ZM190 248V247H189ZM191 248H193L194 250H195V248L194 247H191ZM199 248V249H200ZM218 248H217V250H218ZM222 248V247H221ZM251 249H252V247H250ZM2 249V248H1ZM77 249V250H78ZM141 249V248H140ZM152 249H153V247H152ZM155 249V248H154ZM153 249V250H154ZM164 249L162 250V251H160L161 253L163 252H165L164 251ZM175 249H177L176 247H175ZM205 249V248H204ZM206 249H207V247H206ZM215 250L214 249V247H211V250ZM227 249V248H226ZM102 251H103V249H101ZM101 250H100V252H101ZM107 250V249H106ZM115 250H117V249H115ZM121 250V249H120ZM142 250V249H141ZM145 250V249H144ZM172 250V249H171ZM185 250V249H184ZM192 250V249H191ZM198 250V249H197ZM196 250V251H197ZM208 250H210V249H208ZM228 250V249H227ZM226 250V251H227ZM245 250H247V249H245ZM249 251H250V249H248ZM81 251V250H80ZM79 251V252H80ZM85 251V252H86ZM89 251V250H88ZM108 251V250H107ZM106 251V252H107ZM110 251H112L111 249H110ZM110 251H109V253H110ZM118 251V250H117ZM182 251V250H181ZM187 251V250H186ZM200 251L202 252V250L200 249ZM204 251H206V250H204ZM231 251L232 252H234L232 249H231ZM83 252H84V250H83ZM82 252V253H83ZM83 253V254H86V256H87V262L90 264V263H92V264H97V262H99L98 261V259H100L101 257H97L96 255H98V254H96V255H94V254H92L94 257H91V255H90V253H89V255H88V253ZM104 252V255H105V250L103 251ZM113 252V251H112ZM124 252H126V251H123V253ZM140 252H142V251H140ZM147 252V251H146ZM157 252H158V250H157ZM157 252H155V253H157ZM174 252V251H173ZM176 252V251H175ZM188 252H190V251H188ZM197 252H199V251H197ZM221 252V251H220ZM222 252H223V249H222ZM236 252V251H235ZM244 252H246L247 253V251H244ZM243 252V253H244ZM254 252H255V250H254ZM260 252V251H259ZM81 253V252H80ZM95 253H96V251H95ZM97 253H99L98 251H97ZM109 253H107V254H109ZM121 253V252H120ZM119 253V254H120ZM138 253V252H137ZM172 253V252H171ZM186 254H187V252H185ZM208 253V255H209V251L207 252ZM212 253H214V252H212ZM217 253V252H216ZM228 253V252H227ZM250 253V252H249ZM256 253V252H255ZM72 254H74V255H72ZM135 254H136V252H135ZM169 254V255H168ZM176 254H177V252H176ZM189 254V253H188ZM199 254H200V252H199ZM205 254H206V252H205ZM230 254H232V253H230ZM110 255L111 256H113V254H109V257H110ZM118 255V254H117ZM162 255H164V254H162ZM174 255H175V253H174ZM184 256H185V254H183ZM183 255L181 256V259L182 258H184L183 257ZM193 255V254H192ZM204 255V254H203ZM213 255V254H212ZM215 255V254H214ZM223 255H225V254H223ZM223 255H220V258H221V256H223ZM245 255V254H244ZM247 255V254H246ZM256 255V254H255ZM259 255V254H258ZM263 255H264V253H263ZM82 256V258L80 257V256H78L79 257V259H84L83 257H86L85 255H81ZM99 256V255H98ZM106 256V255H105ZM108 256V255H107ZM106 256V257H107ZM137 255H135V257H136ZM159 256V255H158ZM161 256V255H160ZM176 256V255H175ZM189 256V255H188ZM201 256V255H200ZM248 256H250V255H248ZM254 256V255H253ZM67 257V258H66ZM114 257H115V255H114ZM128 257V256H127ZM164 257V256H163ZM178 257V256H177ZM203 257V256H202ZM209 257V256H208ZM228 257V256H227ZM232 257H234V258H236V256H235V254L232 256ZM240 257V256H239ZM252 257V256H251ZM263 258H261L262 259V261L261 262H264V256H262ZM3 258V257H2ZM98 258V259H97ZM105 258V257H104ZM111 258H113V257H111ZM125 258V257H124ZM132 258V257H131ZM130 258V259H131ZM175 258V257H174ZM190 257H188L187 259H189ZM210 258V257H209ZM216 258V257H215ZM229 258V257H228ZM250 258V257H249ZM254 258V257H253ZM255 258L257 259V257L255 256ZM35 259H37V260H35ZM69 259V258H68ZM70 259H72V258H70ZM113 259H116V258H113ZM112 259V260H113ZM123 259V258H122ZM126 259V258H125ZM135 259V258H134ZM172 259V258H171ZM195 259V258H194ZM199 259V258H198ZM197 259V260H198ZM204 259H205V257H204ZM210 259H212L214 262H215V264H216V261L213 259V257L212 258H210ZM222 259V258H221ZM226 259V258H225ZM237 259V258H236ZM252 259V258H251ZM259 259H260V257H259ZM260 259V260H261ZM73 260L75 261H77V259L76 258H74V259H72L71 261L73 262ZM86 260V259H85ZM105 260V259H104ZM117 260V259H116ZM133 260V259H132ZM147 260V259H146ZM220 260V259H219ZM235 260V259H234ZM240 260V259H239ZM250 260V259H249ZM0 261H1V259H0ZM11 261V260H10ZM12 261V262H13ZM70 261V260H69ZM70 261V262H71ZM101 261H103V260H100V264H102V262ZM106 261V260H105ZM114 261V260H113ZM112 261V262H113ZM119 261V260H118ZM156 261H157V259H156ZM174 261H175V259H174ZM177 261V260H176ZM175 261V262H176ZM191 261H193L192 259H191ZM202 261V260H201ZM221 261V260H220ZM226 261V260H225ZM243 261H245V260H243ZM247 261V260H246ZM255 261V260H254ZM258 261V260H257ZM38 262H40V261H38ZM38 262H36V263H38ZM83 262V261H82ZM87 262H84V263H87ZM117 261H115V263H116ZM141 262V261H140ZM140 262L138 263V264H140ZM143 262V261H142ZM182 262V261H181ZM208 262V261H207ZM206 262V263H207ZM232 262V261H231ZM231 262H229V263H231ZM251 262V261H250ZM7 263H9V262H7ZM84 263H81V260H80V264H84ZM106 263V262H105ZM104 263V264H105ZM118 263V262H117ZM121 263V262H120ZM120 263H118V264H120ZM128 263H129V261H128ZM149 263V262H148ZM147 263V264H148ZM189 263H190V260H189ZM196 263V262H195ZM221 263H223V264H225L224 262H221ZM234 263V262H233ZM237 263V261L235 262V264ZM246 263V262H245ZM249 263V262H248ZM247 263V264H248ZM1 264H3L2 262H1ZM39 264V263H38ZM72 264V263H71ZM75 264V263H74ZM110 264V263H109ZM112 264V263H111ZM114 264V263H113ZM121 264H123V263H121ZM127 264V263H126ZM133 264V263H132ZM135 264H137V263H135ZM207 264H209V263H207ZM219 264V263H218ZM253 264V263H252ZM255 264H257V262L255 263Z\"/></svg>",
    "mask_w": 264,
    "mask_h": 264
}]
</instances>
